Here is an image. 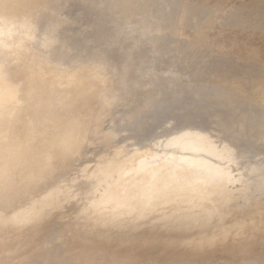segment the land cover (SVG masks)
Returning a JSON list of instances; mask_svg holds the SVG:
<instances>
[{
  "label": "bare ground",
  "instance_id": "obj_1",
  "mask_svg": "<svg viewBox=\"0 0 264 264\" xmlns=\"http://www.w3.org/2000/svg\"><path fill=\"white\" fill-rule=\"evenodd\" d=\"M66 1H68V2H72V6H73V8L74 7H76L75 5L80 1H83V0H66ZM87 2H89V0H86ZM85 0L82 2V4L84 3V2H86ZM93 1H94V4L96 3V1L95 0H90V2L93 4ZM102 0H100V2H101ZM107 1H109V0H106V2ZM113 1V0H112ZM116 1H118V0H116ZM139 0H119L118 2H113V3H111V8L112 9H119L120 11L122 10V12L124 13L125 12V10L126 9H128V10H134L133 12L135 13V10L136 9H134V8H137V6L138 7H141V5L139 6L138 5V2ZM142 1V0H141ZM145 1V0H144ZM154 1V0H153ZM160 1H162V0H160ZM159 1V2H160ZM165 1V0H164ZM164 1H162L163 3H164ZM169 1V0H168ZM174 1V0H173ZM189 0H187L186 2H188ZM230 1H232V0H193V2L189 5V7H188V5H187V8L185 9V10H183V12L181 13V15H182V18H181V23H179V21L177 20V23H178V27H181V28H183V27H187L186 28V30L190 27V26H195L196 24L197 25H199L198 24V22L200 21V19L202 18L203 19V17H205L206 18V16L207 17H209L208 19H212V21H213V18H217V17H215L216 16V11H218L220 8H222V9H224L225 8V6L226 5H228L229 3H230ZM235 1V0H234ZM64 2V1H63ZM87 3V4H89V6H90V4L91 3ZM150 2V1H149ZM151 2H152V0H151ZM157 2V1H156ZM155 2V3H156ZM185 2V1H184ZM184 2L182 1V5L184 4ZM185 2V3H186ZM98 3V2H97ZM102 3V2H101ZM145 3V2H144ZM143 3V4H144ZM167 3V2H166ZM166 3H164L165 4V6H166ZM79 4H81V3H78V7H79ZM86 3H85V6L87 5ZM93 4V5H94ZM140 4V3H139ZM142 4V5H143ZM145 4H148V3H145ZM170 4V3H169ZM173 4V2L170 4V5H172ZM175 4V3H174ZM188 4V3H187ZM241 4V3H240ZM69 5H71V4H69ZM69 5H67V6H69ZM96 5V4H95ZM94 5V6H95ZM98 5H100L99 7H102L103 5H104V3H102V6H101V4L99 3ZM98 5H96V6H98ZM157 5H159V4H157ZM170 5H169V7H170ZM72 6L70 7H68V8H72ZM84 6V5H83ZM88 6V5H87ZM92 6V5H91ZM91 6L89 7V8H91ZM94 6H92V8L91 9H93L94 8ZM105 6V5H104ZM103 6V7H104ZM148 6H150V8H152L151 7V4L149 3L148 4ZM147 6V7H148ZM160 6V8L162 7V6H164V5H159ZM159 6H156V7H159ZM168 6V5H167ZM242 6H244V5H242ZM247 6H249L246 10H245V14L246 15H242L243 17H245L246 18V20H248V22L249 23H251V24H253L254 25V30H253V32H254V34H255V36L258 38V40L259 41H262V42H258V45H257V47H255V48H250V50L249 49H247L246 48V44H247V39H245V37L244 38H242L241 39V41L239 40V39H231V40H226L225 41V43L223 42V45H222V47L221 46H218L217 44H216V41L219 39H217V35L216 36H214L215 37V39H216V41H214V40H210V43H208L209 45L207 46L206 44V49H205V51H203L205 54L207 53V54H210V55H207V56H209L208 57V61H205V59L204 58H202V59H204L203 60V62L201 61V62H198L197 60L195 61L194 60V57H193V60L191 59V57H190V59H188L189 58V56L190 55H192V54H190L189 56H187L188 58H186L187 60H188V63H187V65H185V67H186V70H188V72H190V73H193V76L194 77H204V76H207L208 77V75H216V76H218L219 78H222L223 79V81H226L227 83H225V85H223V86H221V87H219V89H217L216 91H215V93L213 94V96L212 97H210L211 98V100H216V103H211L212 101L211 100H209L208 99V101H211V102H209L208 104H207V102L208 101H205V98H202V103L201 104H195L194 106H199L198 107V109H203V107H206L207 106V110H205V108H204V110L203 111H201V112H199V114H201V115H204V116H206L207 115V117H210L209 119H211V121H214L213 122V124L214 125H212V126H214L215 127V130H217L218 129V131L219 130H225V129H228L229 127H236L235 129L237 130V132L239 133V136H240V138H243L244 140H247V139H245L244 137L246 136H250V137H252V141H253V143L255 144V145H257L258 147H263L264 148V125H262L263 123H264V118H263V120H261V116H263L264 117V113L262 112V114L261 115H259L258 117H256L255 115L253 116L252 114H253V112H256V110H255V108L257 107V108H259V107H261V105L262 104H264V101H263V99H262V97L261 98H259V97H257V96H263L264 97V80L262 79L260 82H259V84H258V87L256 86L257 84H255V86L256 87H254V89L252 90V89H250L251 90V92H250V90L248 89V93H245V92H243V90H242V88L245 86L246 87V85H248L251 81H252V79H253V76H255L257 73V75L255 76V77H258L259 75H260V77H264V75H262V74H264V47H263V49L261 48V45H264V0H253V1H249L248 2V5ZM144 7L145 8H147L146 7V5H144ZM180 7V6H179ZM186 7V6H185ZM105 8V7H104ZM103 8V9H104ZM149 8V7H148ZM244 7H242V8H240L239 9V14L238 15H240V11H241V9H243ZM62 9H63V6H62V4H61V2H60V0H0V165H2V166H4V170L7 172V174L9 175H7V177H8V179L9 180H11L10 179V176L11 175H13V174H15L16 173V171L18 170V172H20V173H25L26 171H29V173H28V175L30 176V174H31V176H30V179L29 180H27V181H24L23 183H22V185H20L17 189H15V190H13L14 192H11V190H10V192L11 193H7L6 191V193H0V244H2V245H0V248L2 249V247L4 246L5 247V244H3L4 243V241L2 240L3 238H4V236H6V235H2V234H4L5 233V231H8V232H11V230L13 229V227H15V226H17V225H24V226H26V224H36V223H40L42 220H44V219H47V218H51L52 216H55V214L58 212V211H60V207H62V208H65V207H63L62 205H63V203L64 202H66V201H69L71 198H73L72 197V194L73 193H71V195H69V193H64V191H63V193H61V190H60V185H58V180L57 179H60V178H57L58 176H59V174H57V175H55V173L54 172H56V168H55V171H52L53 172V175H51V177H46V178H42V176L43 175H45L51 168H53V167H56V166H58V168L59 167H62V166H64L65 167V163H66V161H68V160H66V158L67 157H70V155L71 154H74L75 152H76V150L78 149V145H79V142L83 139V136H87V134L85 135V130H87L88 131V129H86V126H87V124H88V122H89V120L93 117V119H94V115H95V113L96 112H98L97 114H99V113H101L102 112V110L104 109V106H105V108L107 107H111V105L109 106L108 104V106H106V104L105 103H110V102H105L104 103V101H103V99H106L105 97H104V95L103 94H101L103 91H107V90H112L113 92L114 91H116V87L115 88H113L114 87V85L115 84H117L118 82H120V81H118V82H116V80H118L117 78H116V80L115 79H113L115 76L114 75H112V76H114L113 78L111 77V75H108V74H106V75H108V77L110 76V80H107L105 77H104V68L106 67L105 65L106 64H108V63H105V60L104 61H102V60H100V61H98V63H95L96 61H94V62H92V63H88V64H86L87 63V61H88V57H86V58H83V59H87V61H81V62H84L86 65H84L83 63H81V62H79V57H81V56H84L83 54H81L80 52V54H81V56H80V54L79 53H77L76 51H77V49H76V47L74 46V49H76L75 50V52H76V54H79V55H77L78 57H77V60H76V57L75 58H72V60H66L65 59V57H64V55L66 54V52L68 51V52H70V49L72 48V46L75 44H73L72 42H75L76 41V38H79V36H80V34L82 33H80L79 35H78V37H76V38H74V37H71L72 38V40H73V38H74V41H71L70 40V37H69V35H67L68 33V31H69V29L67 30V28L65 29V27L66 26H68V25H66L65 23V21H67V19L70 21V18H68L67 16L66 17H62ZM77 8H75V10H76ZM80 9H83V7H80ZM87 9L88 8H86V11H87ZM90 9V10H91ZM94 9H98V7L97 8H94ZM100 9H102V8H100ZM99 9V10H100ZM159 9V8H158ZM164 9V8H163ZM163 9H162V11H163ZM182 9H184V8H182ZM182 9H180V10H182ZM225 9H227V8H225ZM70 11H72L71 9H69ZM106 10V9H105ZM105 10L102 12V14H101V12L100 11H98V10H93L92 11V13L94 12V11H98V12H100V13H98L100 16L101 15H103L104 16V12H105ZM137 10H139L138 8H137ZM136 10V11H137ZM151 10V9H150ZM150 10H148V11H150ZM169 10V9H168ZM172 10V9H171ZM171 10H170V12H171ZM173 10H176V9H173ZM74 11V10H73ZM78 11V10H77ZM77 11H76V13H77ZM80 11V10H79ZM143 9H142V11L140 12V13H143ZM145 11H147V9L145 10ZM144 11V13H146ZM158 11V10H157ZM224 12H225V10H223ZM249 11V12H248ZM88 12V11H87ZM87 12H86V18L87 17H89V16H87ZM127 13H129L128 11H126ZM125 12V15L127 14ZM152 12V10L150 11V13ZM166 12H167V10H166ZM174 12V11H173ZM177 12V11H176ZM181 12V11H180ZM179 12V13H180ZM75 13V12H74ZM74 13H71V16H73L74 15ZM75 13V14H76ZM85 13V12H84ZM88 13H90V12H88ZM104 13V14H103ZM123 13H121V14H123ZM130 13H131V11H130ZM130 14L131 16L132 15H135V14H139V11H138V13H135V14ZM172 13V12H171ZM78 14H79V12H78ZM117 14V13H116ZM148 14H149V12L146 14L147 16H148ZM170 13H168V15H169ZM67 15V14H66ZM118 15V17H119V14H117ZM117 15H115V16H117ZM141 15H142V17H141ZM141 15H138V17L140 18H142L143 19V15L144 14H141ZM145 15V16H146ZM151 15H152V13L150 14V19H151ZM154 15H156L155 13H154ZM158 15H160V14H158ZM174 15H175V13H174ZM180 15V14H179ZM179 15H177V16H179ZM181 15H180V17H181ZM218 15H220V14H217V16ZM222 15V14H221ZM237 15V14H236ZM69 16V15H68ZM74 16H76V15H74ZM91 16H92V14H91ZM98 15H97V13H96V17H97ZM97 17V18H102V17ZM130 16V17H131ZM137 16V15H136ZM162 16V15H161ZM165 16V15H164ZM242 16H241V18H242ZM77 17H79L78 15H77ZM80 17H82V16H80ZM126 17V16H125ZM127 17H129V15L127 16ZM156 17V16H155ZM230 17V16H229ZM75 18V17H74ZM74 18H72V20L74 21ZM84 18V17H83ZM92 18L93 19H91L93 22H94V17L92 16ZM133 18H135V16L133 17ZM147 18V17H146ZM146 18L145 19H143V20H146ZM154 18V17H153ZM156 18H158V17H156ZM170 18V17H169ZM224 18V17H223ZM241 18H237L236 20L234 19V18H232L231 20H230V22H229V24H230V26L229 25H227V26H229V28H230V30L232 31H236V26H234V23H238L239 21H241ZM76 19V18H75ZM82 21L83 20H85V19H82V18H80ZM79 19V23H82V25H83V22H80L81 20ZM119 19V18H118ZM124 19H126V18H124ZM129 19V18H128ZM132 18H130V20H131ZM137 19L138 18H136V20L135 21H137ZM141 19V20H142ZM147 19H149V18H147ZM172 20H173V18H171ZM174 19H176V18H174ZM240 19V20H239ZM71 20V21H72ZM87 20V19H86ZM168 20V19H167ZM166 20V21H167ZM170 20V19H169ZM214 20H216V19H214ZM218 20H221V19H219L218 18ZM216 21V22H218L219 23V21ZM226 20V19H225ZM72 21V22H73ZM97 21V20H96ZM99 21H100V19H99ZM107 21V20H106ZM118 21V20H117ZM121 21H123L122 19L119 21V22H121ZM124 21H128L127 19L126 20H124ZM133 21V20H132ZM131 21V22H132ZM138 21H140V20H138ZM150 21H154V19L153 20H150ZM156 21V20H155ZM154 21V22H155ZM164 21V20H163ZM163 21H162V23H163ZM203 21V20H202ZM202 21H200V23L202 22ZM204 21H206V20H204ZM203 21V22H204ZM224 21V20H223ZM222 21V22H223ZM103 22V21H102ZM116 22V21H115ZM128 22H130V21H128ZM128 22L126 23V25L128 24ZM134 22V21H133ZM141 22V21H140ZM139 22V23H140ZM159 22V21H158ZM168 22V21H167ZM202 22V23H203ZM68 23H70V22H68ZM86 23V22H85ZM84 23V24H85ZM92 23V22H91ZM97 24H98V21L96 22ZM101 23V22H100ZM100 23L98 24V25H100ZM147 24H148V21L146 22ZM153 23V22H152ZM151 23V24H152ZM176 23V22H175ZM176 23V24H177ZM210 23H212V22H208L207 23V21H206V28L205 29H208L209 27H211V25H210ZM217 23V24H218ZM73 24H74V22H73ZM78 24V23H77ZM87 25H88V22L86 23ZM95 24V23H94ZM104 24V23H103ZM103 24H101V25H103ZM107 24V23H106ZM119 24V23H118ZM131 24V23H130ZM129 24V25H130ZM133 24V23H132ZM131 24V25H132ZM141 24V23H140ZM144 24V23H143ZM143 24H141L142 25V27L141 28H143ZM150 24V23H149ZM176 24L174 25H171L172 26V28L174 29V27H177L176 26ZM179 24H181L180 26H179ZM213 24V26L212 27H214V24L215 23H212ZM81 24H80V26L79 27H83ZM89 25H90V23H89ZM93 23L90 25L91 27H92V29H93ZM98 25L96 26V24H95V26L97 27V28H99L98 27ZM100 25V27H102ZM105 25V24H104ZM121 25L122 26H125L124 25V23H122L121 22ZM130 25V26H131ZM135 24H133V26H134ZM138 25V24H137ZM152 25H154V24H152ZM156 25H159L158 23L156 24ZM155 25V26H156ZM161 25H163V24H161ZM205 25V24H204ZM73 26V25H72ZM76 26V22H75V24H74V27ZM90 26H88V28L90 27ZM107 26V25H106ZM146 26H148V25H146ZM154 26V27H155ZM166 26H169V22H168V25H166ZM183 26V27H182ZM70 27V26H69ZM74 27H72V28H74ZM78 27V25L76 26V28ZM86 27V26H85ZM84 27V28H85ZM90 27V28H91ZM95 27V28H96ZM116 27H118L117 26V24H116ZM119 27H121V26H119ZM170 27V26H169ZM201 26L199 25V28H200ZM71 27H70V32H71V29H72ZM105 28V27H104ZM124 28H126L127 29V27L125 26ZM134 28H137V27H133L132 28V30H133V32H134ZM139 28H140V26H139ZM157 26H156V28H155V32H156V30H157ZM160 28V27H159ZM163 28V27H162ZM167 28V27H166ZM202 28H204V26H202ZM201 28V29H202ZM79 29V28H78ZM82 29V28H81ZM80 29V30H81ZM92 29H90V30H92ZM126 29H123V31L124 30H126ZM129 29H130V27H129ZM128 29V30H129ZM144 29H146V28H144ZM143 29V30H144ZM150 29L152 30V28H151V26H150ZM149 29V30H150ZM177 29V28H176ZM193 29V28H192ZM212 29V32H213V29L214 28H211ZM219 29H221V28H218V30ZM252 29V28H251ZM65 30H67V31H65ZM79 30V31H80ZM83 30V29H82ZM121 30H122V28H121ZM131 30V29H130ZM149 30H146V31H144V32H148ZM161 30H163V29H161ZM161 30H159V31H161ZM169 30H172L171 28L169 29ZM179 30L180 29H177V33L176 34H179ZM182 30V29H181ZM180 30V31H181ZM200 30V29H199ZM216 30H217V25H216ZM225 30V29H224ZM228 30V29H227ZM226 30V31H227ZM76 31V30H75ZM87 31V30H86ZM88 31H89V29H88ZM102 31V30H101ZM105 31V30H104ZM108 31V30H107ZM118 31H120L119 29H118ZM122 31V32H123ZM139 31H142V29H140ZM138 31V32H139ZM183 31L185 32V30L183 29ZM192 31H194V30H192ZM204 31V30H203ZM203 31H198V33H197V30H196V32L195 33H197V36H196V34H195V36L197 37V39H196V41L194 40V35L192 36V38H191V40H194V42H193V44L192 45H196L197 46V43H199V42H201V43H207V39H208V41H209V39L210 38H208L207 36H209L210 37V35H208L209 33H207V35L206 34H202V33H204ZM206 31H208V30H206ZM222 31H223V29H222ZM72 32H74V30L72 29ZM71 32V33H72ZM77 32V31H76ZM92 32V31H91ZM125 32V31H124ZM129 32V31H128ZM132 32V31H131ZM151 32V31H150ZM166 32V31H165ZM175 32H176V30L174 31V33L173 34H175ZM208 32H210V31H208ZM229 32V31H228ZM75 33V32H74ZM95 33V32H94ZM107 33V32H106ZM142 33H143V31H142ZM167 33V32H166ZM218 33H220V30H219V32ZM232 33V32H231ZM236 33V32H235ZM175 34V35H176ZM184 34V33H183ZM182 33H180V35H181V38H183V35ZM194 34V33H193ZM213 34V33H212ZM76 35V34H75ZM85 35H87V34H85ZM107 35H109V34H107ZM131 35V34H130ZM136 35V34H135ZM137 35H138V33H137ZM145 35H147V34H145ZM153 35V34H152ZM163 35H165V34H163ZM172 35V34H171ZM175 35H173L174 37H175ZM186 34H184V36H185ZM188 35H189V33L187 34V37H188ZM192 35V34H191ZM205 35H206V37H205ZM221 35V34H220ZM70 36H73V34H70ZM77 36V35H76ZM90 36V35H89ZM93 36V35H92ZM95 36V35H94ZM112 36V35H111ZM119 36V35H118ZM128 36V35H127ZM132 36V35H131ZM159 36V35H158ZM228 36V35H227ZM234 36V35H233ZM252 36V35H251ZM96 37V36H95ZM110 37V35L107 37V38H109ZM116 37V36H115ZM129 37V36H128ZM149 37H150V34H149ZM179 37V36H178ZM190 37V36H189ZM229 37V36H228ZM227 37V38H228ZM82 38H86L85 36L83 37L82 36ZM81 38V39H82ZM87 38H88V36H87ZM89 38H91V37H89ZM133 38H134V36H133ZM167 38V37H166ZM93 39L94 38H92V41H93ZM115 39V38H114ZM119 39V38H118ZM117 39V40H118ZM136 39V38H135ZM138 39V38H137ZM140 39V38H139ZM173 39V38H172ZM176 39H177V35H176ZM190 39V38H189ZM212 39V38H211ZM91 40V39H90ZM111 39H109V41H110ZM152 40V39H151ZM167 41H168V39H166ZM166 40H164L165 42H166ZM179 40V39H178ZM181 40H184V38L183 39H181ZM190 40V41H191ZM233 40V41H232ZM79 41V43H81L80 42V39L78 40ZM91 41V42H92ZM107 41V40H106ZM108 41V42H109ZM116 41V40H115ZM115 41H113L114 42V44L117 42H115ZM141 41H142V39H141ZM163 41V42H164ZM180 41V40H179ZM185 41H187L188 43H189V41H188V38H186V40ZM83 42V41H82ZM90 42V44H91V46H92V43ZM107 42V44H109L110 42H112V41H110L109 43ZM160 42V41H159ZM169 42V41H168ZM173 42V41H172ZM220 41H218V44H220L219 43ZM77 43V42H76ZM78 43V44H79ZM83 43H85V41L83 42ZM167 43V42H166ZM170 43H171V41H170ZM174 43H175V41H174ZM178 43V42H177ZM177 43H176V45H177ZM89 44V45H90ZM94 44V43H93ZM141 44V43H140ZM144 44V43H143ZM142 44V45H143ZM152 44V43H151ZM154 44V43H153ZM171 44H173V43H171ZM181 44V43H180ZM217 46H216V45ZM228 44L230 45L229 46V48H228ZM75 45H77V44H75ZM82 45V44H81ZM95 45V44H94ZM141 45V46H142ZM165 45V44H164ZM163 45V46H164ZM169 45V44H168ZM185 45H186V42H185ZM191 45V44H190ZM200 45H202V44H200ZM78 46V45H77ZM80 46V45H79ZM85 46V45H84ZM83 46V47H84ZM87 46H88V44L85 46L86 48H85V50L87 49ZM109 46H111V45H109ZM113 46V45H112ZM119 46V45H118ZM144 46V45H143ZM148 46V45H147ZM150 46H152V45H150ZM150 46H148V47H150ZM171 46V45H170ZM189 46V45H188ZM199 46V45H198ZM81 48H82V46H80ZM121 46H119L118 48H120ZM168 47V46H167ZM174 47V46H173ZM176 47H178V46H176ZM179 47H181V46H179ZM178 47V48H179ZM190 47V46H189ZM189 47H187V48H189ZM191 47H193V46H191ZM190 47V48H191ZM226 47V48H225ZM90 48L91 47H89V49H88V52H91L90 51ZM114 48V47H113ZM146 48V47H145ZM155 48V47H154ZM196 48H198V47H196ZM83 49V48H82ZM82 49H80L81 50V52H83L82 51ZM110 49V48H109ZM115 49H117L116 47H115ZM114 49V50H115ZM153 49V48H152ZM170 49H172V48H170ZM183 49V48H182ZM194 49V48H193ZM227 49V50H226ZM73 50V49H72ZM84 50V51H85ZM93 50V49H92ZM95 50V49H94ZM97 50V49H96ZM95 50V52H97ZM118 50H120V49H118ZM147 50V49H146ZM149 50H151V47H150V49ZM158 50V49H157ZM160 50V49H159ZM159 50L157 51V52H159ZM163 50V49H162ZM165 50H167V49H165ZM164 50V51H165ZM175 50V49H174ZM202 50V49H201ZM74 51V50H73ZM116 51V50H115ZM153 51V50H152ZM163 51V52H164ZM188 51V50H187ZM186 51V52H187ZM190 51H192V50H190ZM197 51H200V50H197ZM94 51H92V53H93ZM121 51H119V53H120ZM145 52V51H144ZM150 52V51H149ZM162 52V51H161ZM162 52V53H163ZM180 52V51H179ZM92 53H90V54H92ZM98 53V52H97ZM146 53V52H145ZM147 53H148V50H147ZM146 53V54H147ZM167 53H169L168 51H167ZM195 53V52H194ZM70 54H71V52H70ZM72 54H74V52L72 53ZM94 54H96V53H94ZM151 54V53H150ZM164 54V53H163ZM178 54H180V53H178ZM201 54V53H200ZM205 54H204V56H205ZM115 55V54H114ZM118 55V54H117ZM120 55V54H119ZM118 55V56H119ZM149 55V54H148ZM147 55V56H148ZM156 55H157V53H156ZM160 55H162V54H159V57H160ZM167 55V54H166ZM196 55V53L194 54V56ZM66 56H71V55H69V54H66ZM90 56V55H89ZM92 56H94V55H92ZM107 56V55H106ZM109 56V55H108ZM117 56V57H118ZM120 56H122V54L120 55ZM178 56V55H177ZM186 56V55H185ZM199 56V55H198ZM94 57H97V56H94ZM100 57V56H99ZM115 57V56H114ZM122 57H124V55L122 56ZM144 57H145V55H144ZM184 57V56H183ZM201 57V56H200ZM67 58H69V57H67ZM71 58V57H70ZM116 58V57H115ZM121 58V57H120ZM120 58L118 59V61L120 60ZM125 58V57H124ZM150 58V57H149ZM75 59V60H74ZM96 58H92L91 57V59L90 60H95ZM102 59H103V57H102ZM151 59H152V57H151ZM154 59H155V57H154ZM161 59V60H160ZM179 59V58H178ZM201 59V60H202ZM229 59H231L232 61L231 62H229ZM89 60V61H90ZM113 60V59H112ZM112 60H111V62H112ZM122 60V64H124L123 63V59H121ZM120 60V61H121ZM126 60V59H125ZM153 60V59H152ZM151 60V61H152ZM159 60L162 62L163 61V58H162V56H161V58H159ZM171 60L173 61V59L171 58ZM88 61V62H89ZM110 61V60H109ZM116 61V60H115ZM127 61V60H126ZM178 61V60H177ZM181 61V60H180ZM183 61V60H182ZM91 62V61H90ZM108 62V61H107ZM125 62V61H124ZM166 62V61H165ZM169 62V61H168ZM168 62H166V63H168ZM184 62V61H183ZM110 63V62H109ZM114 63V62H113ZM117 63V62H116ZM126 63V62H125ZM151 63V62H150ZM176 63V62H175ZM178 63V62H177ZM185 63V64H186ZM110 64H112V63H110ZM109 64V65H110ZM127 64V63H126ZM158 64L159 65H163V64H161V63H159L158 62ZM109 65H107V67L109 66ZM117 65V64H116ZM116 65H115V67H116ZM121 65V64H120ZM138 65V64H137ZM176 65V64H175ZM182 65V64H181ZM122 66V65H121ZM123 66H125V65H123ZM142 66V65H141ZM158 66V65H157ZM165 66V65H164ZM111 67H112V65H111ZM131 67H133V66H130V68ZM134 67H137V66H134ZM163 67V66H162ZM175 67V66H174ZM113 68V67H112ZM118 68V67H117ZM121 68V67H120ZM129 68V67H128ZM142 68V67H141ZM140 68V69H141ZM156 68H160V67H156ZM168 68H169V66H168ZM171 68V67H170ZM178 68V67H177ZM123 69V70H122ZM125 68L123 67V68H121V70L122 71H124V72H126L125 70H124ZM126 69H127V67H126ZM179 69V68H178ZM182 69V68H181ZM105 70H107V69H105ZM109 70V69H108ZM113 71H114V68L112 69ZM111 70V71H112ZM117 70V69H116ZM115 70V71H116ZM127 70H129V69H127ZM184 70V69H183ZM193 70H194V72H193ZM112 71V72H113ZM114 71V72H115ZM122 71H120V72H122ZM162 71H165V69L163 70L162 69ZM169 72H170V69L168 70ZM175 71V70H174ZM258 71V72H257ZM118 72V71H117ZM119 72V73H120ZM124 72H123V74H124ZM145 72V71H144ZM260 72H262V74H260ZM109 73V72H108ZM116 73V72H115ZM119 73H118V75H119ZM140 73H141V71H140ZM164 73V72H163ZM126 74V73H125ZM144 74V73H143ZM178 74V73H177ZM186 74V73H185ZM117 75V77H119ZM122 75V74H121ZM147 75V74H146ZM166 75H167V73H166ZM183 74H181V76H182ZM230 75L231 76H233V77H231V80H229L228 78L230 77ZM127 76H128V74H127ZM141 76H142V73H141ZM145 76V75H144ZM151 76V75H150ZM169 76H170V74H169ZM185 76V75H184ZM188 76V75H187ZM215 76V77H216ZM107 77V76H106ZM107 77V78H108ZM121 77V76H120ZM119 77V78H120ZM124 77H126V75L124 76ZM129 77V76H128ZM189 77V76H188ZM187 77V78H188ZM115 81H113L115 84L114 85H112L111 86V83L109 82V81H112V79ZM123 78V77H122ZM148 78V77H147ZM180 78V77H179ZM182 78V77H181ZM191 78H193L192 76H191ZM205 78V77H204ZM124 79V78H123ZM123 79L121 80V81H123ZM150 79H152V78H150ZM201 79V78H200ZM210 79V78H209ZM215 79H217V78H215ZM214 79V80H215ZM255 79V78H254ZM258 79V78H257ZM126 80V79H125ZM124 80V81H125ZM128 81H129V79H127ZM131 80V79H130ZM147 80H149V79H147ZM156 80H157V78H156ZM196 80H197V78H196ZM208 79L206 78V81H207ZM212 80V79H211ZM256 80V79H255ZM133 80H131L130 82H132ZM155 81V80H154ZM158 81V80H157ZM187 81V80H186ZM203 81H204V79H203ZM203 81H201V82H203ZM210 81V80H209ZM222 81V80H221ZM220 81V82H221ZM254 81V80H253ZM113 82H112V84H113ZM127 82V81H126ZM125 82V83H126ZM189 82V81H188ZM193 82V81H192ZM192 82H191V84H192ZM213 82V81H212ZM211 82V83H212ZM124 83V82H123ZM135 83V82H134ZM133 83V84H134ZM147 83H149V82H147ZM147 83H145V85L147 84ZM161 83V82H160ZM195 83V82H194ZM198 83V82H197ZM206 83V82H205ZM205 83H203L204 85H205ZM253 83H255V82H253ZM131 84V83H130ZM132 84V85H133ZM142 84V83H141ZM150 84V83H149ZM149 84H147L148 86H149ZM220 84V83H219ZM251 84H252V82H251ZM120 85H122L121 84V82H120ZM123 85H125V84H123ZM127 85V84H126ZM140 85V84H139ZM151 85V84H150ZM189 85V87H190V84H188ZM213 85V84H212ZM253 85V84H252ZM117 87L119 86L118 84L116 85ZM131 86V85H130ZM135 86V85H134ZM134 86H133V88H134ZM162 86H163V84H162ZM192 86V85H191ZM208 86V85H207ZM250 86V85H249ZM254 86V85H253ZM253 86L251 87V88H253ZM125 87V86H124ZM128 87V86H127ZM139 87V86H138ZM145 87H147V86H145ZM145 87H143L142 86V88H145ZM153 87V86H152ZM185 87V86H184ZM194 87H196V86H194ZM200 87H202V86H200ZM210 87V86H209ZM217 87V86H216ZM118 88H120V87H118ZM117 88V89H118ZM136 88V87H135ZM139 88H141V87H139ZM141 88V89H142ZM161 88V87H160ZM183 88V87H182ZM188 88V87H187ZM197 88V87H196ZM248 88V87H247ZM115 89V90H114ZM150 88H148V90H149ZM189 89V88H188ZM120 90V89H119ZM123 90V89H122ZM122 90H120L121 92H122ZM126 90H127V88H126ZM134 90H136V89H134ZM134 90H132L131 91V89H130V91L131 92H133ZM154 90V89H153ZM156 90V89H155ZM244 90H245V88H244ZM145 91V90H144ZM206 91H208V90H206ZM247 91V90H246ZM127 92V91H126ZM146 92V91H145ZM115 93V92H114ZM125 92H123V94H124ZM136 94H140V92H138V88H137V92H135ZM144 93V92H143ZM151 93H153V92H151ZM200 93H202V94H198V93H193V94H196V96H198V95H201L202 97H207L206 95L207 94H209V92H200ZM118 94H120V93H118ZM123 94H122V97L124 98V96H123ZM131 94V93H130ZM130 94H127V95H130ZM133 94V93H132ZM139 94H138V96H139ZM141 94H142V92H141ZM141 94H140V99H141ZM147 94H149L148 92H147ZM147 94H142V95H147ZM176 95H178V96H176L177 98H178V101L177 102H179V100H182V99H180L181 98V96H179L180 95V93H175ZM188 94H190V93H188ZM101 95H103V98L101 97ZM117 95V94H116ZM127 95L125 96V99H126V97H127ZM154 95V94H153ZM107 96V95H106ZM112 96V95H111ZM118 96H120L121 97V94L120 95H118ZM117 96V97H118ZM132 96V95H131ZM138 96H136V97H138ZM150 96V95H149ZM148 95H147V97H149ZM108 97V96H107ZM110 97V96H109ZM116 97V98H117ZM120 97H118V103L117 104H119L123 99L122 98H120ZM128 97H130V96H128ZM133 97V96H132ZM131 97V98H132ZM142 97H144V96H142ZM146 97V96H145ZM144 97V98H145ZM151 97H152V95H151ZM171 97H174L173 95L171 96ZM193 97H195V96H193ZM112 98V97H111ZM111 98H110V100H111ZM120 98V99H119ZM150 98V97H149ZM159 98H161V97H159L158 96V99ZM109 99V98H108ZM122 99V100H121ZM124 99V100H125ZM153 99V98H152ZM116 100V101H117ZM121 100V101H120ZM128 100H130L129 98H128ZM170 100H173L172 98L170 99ZM170 100H169V102H170ZM107 101V100H106ZM116 101H115V103H116ZM133 101V100H132ZM131 101V102H132ZM135 101H136V99H135ZM112 103H113V101H111ZM150 102V101H149ZM152 102V101H151ZM182 102V101H181ZM184 102V101H183ZM194 101H192L191 102V104L193 103ZM215 102V101H214ZM111 103V104H112ZM114 103V104H115ZM126 103V102H125ZM171 103H172V101H171ZM176 103V102H175ZM175 103H173V104H175ZM185 103V102H184ZM189 103V102H188ZM211 103V104H210ZM114 104H112V106L114 105ZM116 104V105H117ZM120 104H123V103H120ZM129 104H131V103H129ZM183 104V103H182ZM182 104H181V106H182ZM186 104V103H185ZM190 104V103H189ZM239 104H242L243 105V108H240L238 105ZM123 105H125V104H123ZM127 105V104H126ZM125 105V106H126ZM152 104H150V106H151ZM177 105H179V103L177 104ZM128 106V105H127ZM159 106V105H158ZM180 106V109L179 110H177V111H179L180 112V110H181V107ZM183 106H184V104H183ZM152 107V106H151ZM167 107V106H166ZM169 107H172V104H171V106H169ZM185 107H188L189 108V110H192L194 113L196 112V114H197V110L196 109H194L193 108V106H185ZM113 108H115V105H114V107H111V109H113ZM119 108V107H118ZM123 108V107H122ZM125 108V107H124ZM123 108V109H124ZM153 108V107H152ZM177 108H179L178 106H177ZM109 109V108H108ZM117 109V108H116ZM116 109L114 110V111H116ZM123 109H121V107H120V110H118V111H121V110H123ZM151 109V108H150ZM176 109V108H175ZM186 109V108H185ZM194 109V110H193ZM152 110V109H151ZM158 110V109H157ZM168 110H169V108H168ZM166 111V112H169V111ZM107 111V110H106ZM113 111V112H114ZM117 111V112H118ZM124 111V110H123ZM134 111V110H133ZM155 111V110H154ZM162 111V110H161ZM161 111H159V112H161ZM170 111H171V108H170ZM175 111V110H174ZM185 111V110H184ZM112 112V113H113ZM117 112H115V114L117 113ZM156 112H158V111H156ZM176 112V111H175ZM106 113V112H105ZM152 113V112H151ZM155 113V112H154ZM163 113H165L164 111H163ZM192 113V112H191ZM110 115H111V112L109 113ZM167 114V113H166ZM193 114V113H192ZM109 115V116H110ZM155 115H156V113L153 115L154 117H155ZM160 115V114H159ZM165 115V114H164ZM174 115V114H173ZM175 115H176V113H175ZM183 115H184V117H183ZM108 116V117H109ZM150 116H152V115H150ZM179 117L181 116V118H183V119H185V120H187V121H190L191 123H193V121H194V119H195V117H193V115H190V116H186V114L184 113H182V114H180V115H178ZM186 116V117H185ZM161 118H163L162 116H160ZM176 117V116H175ZM179 117H177V118H179ZM214 117H217V120H215L214 119ZM260 117V118H259ZM95 118H97V116L95 117ZM98 118H100V117H98ZM107 118V117H106ZM112 118H113V115H112ZM158 118H159V116H158ZM158 118H157V120H158ZM161 118L159 119V120H161ZM164 118H165V116H164ZM163 118V119H164ZM168 118V117H167ZM172 118V117H171ZM176 118V119H177ZM201 118H203V117H201ZM101 119V118H100ZM105 119V118H104ZM103 119V120H104ZM108 120L110 119V118H107ZM116 119V118H115ZM114 119V120H115ZM151 119V118H150ZM162 119V120H163ZM176 119H175V121H176ZM180 119V118H179ZM179 119H177V121L179 120ZM98 119H95V121H97ZM156 120V119H155ZM157 120L156 121H154L153 122V125H154V123L155 122H157ZM158 120V121H159ZM173 120V119H172ZM93 121V120H92ZM105 121H107V120H105ZM110 121H112V120H110ZM180 121V120H179ZM201 121V120H200ZM100 122V121H99ZM102 122H104V121H102ZM115 122V121H114ZM171 122V121H170ZM190 122H188V123H190ZM96 123V122H95ZM95 123L93 124V125H95ZM105 123V122H104ZM103 123V124H104ZM109 123V122H108ZM168 123V122H167ZM166 123V124H167ZM171 123H174V122H171ZM176 123H178V122H176ZM211 123V122H210ZM97 124V123H96ZM107 124V123H106ZM164 124V123H163ZM92 125V124H91ZM101 125V124H100ZM153 125H152V127H153ZM156 125V124H155ZM154 125V126H155ZM165 125V124H164ZM167 125H169V124H167ZM171 125V124H170ZM176 125V124H175ZM175 125H171V126H175ZM184 125H189V124H184ZM89 126V125H88ZM99 126V125H98ZM109 126V125H108ZM132 126H134V125H132ZM150 126V125H149ZM194 126V125H193ZM90 127V126H89ZM95 127H96V125H95ZM105 127V126H104ZM107 127V126H106ZM116 127V126H115ZM151 126H150V128L154 131V129L152 128ZM179 127V126H178ZM214 127H211L212 129L214 128ZM92 128H94L93 126H92ZM92 128H90V129H92ZM99 128V127H98ZM134 128V127H133ZM168 128V127H167ZM103 128H101V130H102ZM108 129H109V127H108ZM117 129H119V128H117ZM160 129V128H159ZM179 129V128H178ZM184 129H185V127H184ZM234 129V128H233ZM234 129V130H235ZM95 130V129H94ZM96 130H97V127H96ZM104 130V129H103ZM105 130H106V128H105ZM104 130V131H105ZM110 130V129H109ZM138 131H140V129H137ZM137 130L135 131V132H137ZM145 130V129H144ZM165 130V129H164ZM171 130V129H170ZM174 130V129H173ZM173 130H171V131H173ZM177 130V129H176ZM231 130V129H230ZM89 131H91V130H89ZM120 131H121V129H120ZM159 131V130H158ZM169 131V130H168ZM98 132V131H97ZM106 132H108V131H106ZM141 132V131H140ZM152 132V131H151ZM157 132V131H156ZM164 132V131H163ZM170 132V131H169ZM181 132V131H180ZM91 133H93L92 135L93 136H91V137H95L94 136V134L96 135V133H95V131L93 132H91ZM100 133V132H99ZM98 133V134H99ZM103 133V132H102ZM110 133V132H109ZM148 133V132H147ZM192 133V132H191ZM215 133V132H214ZM229 133H231V132H229ZM90 134V133H89ZM88 134V135H89ZM145 134V133H144ZM143 134V135H144ZM157 134V133H156ZM179 134V133H178ZM183 134V133H182ZM217 134H218V132H217ZM106 135V134H105ZM114 135V134H113ZM132 135H133V132H132ZM140 135V134H139ZM142 135V134H141ZM152 135H154V134H152ZM220 136H221V133L219 134ZM219 135H217V136H219ZM99 136V135H98ZM103 137H101L102 138V140L104 141L105 140V137H107V135L106 136H104V135H102ZM119 136V135H118ZM173 136H175V135H173ZM176 136H177V134H176ZM179 136H181L180 134H179ZM187 136V135H186ZM189 136H190V134H189ZM206 136V135H205ZM219 136V137H220ZM96 137H97V135H96ZM120 137V136H119ZM125 137V136H124ZM127 137V136H126ZM147 137V136H146ZM145 137V138H146ZM161 137V136H160ZM166 137V136H165ZM167 137H168V135H167ZM166 137V138H167ZM182 137V136H181ZM184 137V136H183ZM238 137V136H237ZM249 137V138H250ZM87 138H89V137H87ZM99 138V137H98ZM98 138L96 139V138H94L93 140H98ZM114 138V137H113ZM113 138H109L108 137V139H113ZM118 138V137H117ZM123 138V137H122ZM154 138V137H153ZM171 138V137H170ZM202 138V137H201ZM205 138V137H204ZM225 138V137H224ZM100 139V138H99ZM107 139V138H106ZM107 139V140H108ZM125 139V138H124ZM130 139V138H129ZM142 139V138H141ZM150 139H151V137H150ZM155 139V138H154ZM207 139V138H206ZM218 139V138H217ZM226 139V138H225ZM229 139V138H228ZM88 140V139H87ZM86 140V141H87ZM116 139H114V141H115ZM149 140V139H148ZM152 140V139H151ZM169 140V139H168ZM242 140V139H241ZM240 140V141H241ZM84 141V140H83ZM85 141V142H86ZM90 141V140H89ZM100 141V140H99ZM108 141H110V140H108ZM111 142L110 144H111V146H113V144L112 143H114V146H115V142ZM120 141V140H119ZM141 141V140H140ZM145 141H147V140H145ZM190 141H193L195 144L196 143H199V145L200 146H202L201 144H203V140L202 139H199V138H197V137H194L192 140H190ZM205 141H207V140H204V142ZM230 141V140H229ZM236 141V140H235ZM243 141V140H242ZM91 142V141H90ZM96 142V141H95ZM94 142V143H95ZM98 142V141H97ZM121 142V141H120ZM124 142H126L125 140L122 142V143H124ZM142 142V141H141ZM148 142V141H147ZM153 142V141H152ZM164 142H165V139H164ZM218 142V141H217ZM244 142V141H243ZM246 142V141H245ZM81 143V142H80ZM87 143V142H86ZM85 143V144H86ZM99 143V142H98ZM97 143V144H98ZM103 143H106L105 141L103 142ZM109 143V142H108ZM118 143V142H117ZM122 143H118V144H120L121 146H122ZM146 142H144V144H145ZM207 143V145H208V141L206 142ZM205 143V144H206ZM231 143H233V142H230V146H231ZM85 144H83V145H85ZM117 144V145H118ZM128 144H130V142L128 143ZM135 144V143H134ZM137 144V143H136ZM143 143H142V145H144ZM162 144H163V142H162ZM219 144V143H218ZM217 144V145H218ZM227 144V143H226ZM238 144H240V143H238ZM238 144H235V145H238ZM246 144V143H245ZM90 145H92V144H90ZM94 145V144H93ZM95 145H96V143H95ZM94 145V146H95ZM99 145V148L98 149H96V150H94V152L96 153V151L97 150H100V151H98V152H101L102 150V153L104 152V149H105V144L103 145V146H101V147H104V149H102L101 147H100V143L98 144ZM108 145V144H107ZM117 145L114 147V149L117 147ZM149 145H151V144H149ZM197 145V144H196ZM210 145H211V143H210ZM217 145H216V147H217ZM234 145V146H235ZM243 145V144H242ZM86 147H87V145H85ZM111 146L109 145V147H108V149H110L111 148ZM128 146V145H127ZM145 146V145H144ZM164 146V145H163ZM165 146H166V144H165ZM219 146V145H218ZM233 146V145H232ZM239 146H241V145H239ZM119 147V146H118ZM134 147H135V145H134ZM136 147H138V146H136ZM203 147H205L206 148V146H204L203 145ZM213 147V146H212ZM215 147V146H214ZM220 147V146H219ZM227 147H229V145L227 146ZM235 147H237V146H235ZM83 148H85V147H83ZM82 148V149H83ZM94 148V147H93ZM96 148V147H95ZM102 150H101V149ZM106 148H107V146H106ZM124 149V151L126 152L127 150H126V148L125 147H123ZM128 148V147H127ZM146 148V147H145ZM166 148V147H165ZM116 149H118V148H116ZM151 149V148H150ZM161 149H162V146H161ZM207 149V148H206ZM214 149H216V148H214ZM218 149V148H217ZM216 149V150H217ZM86 150V149H85ZM89 150V149H88ZM92 150V149H91ZM107 150V149H106ZM111 151H112V149H110ZM134 150H135V148H134ZM133 150V151H134ZM147 150V149H146ZM149 150V149H148ZM239 150V149H238ZM237 150V151H238ZM244 150V149H243ZM93 151V150H92ZM92 151H91V153H92ZM109 151V150H108ZM150 151V150H149ZM261 151V150H260ZM80 152H81V154L83 153L82 151H81V149H80ZM86 152V151H85ZM84 152V153H85ZM107 152V151H106ZM147 152V151H146ZM146 152H145V154H146ZM155 152H157V151H155ZM154 152V153H155ZM162 152V151H161ZM170 152V151H169ZM213 153H215L214 152V150L212 151ZM243 152V151H242ZM245 152V151H244ZM243 152V153H244ZM263 152V151H262ZM84 153L82 154L83 156H84ZM87 153V152H86ZM90 153V154H91ZM105 153V152H104ZM111 153H113V151L111 152ZM154 153H152L155 157H156V153L154 154ZM163 153V152H162ZM162 153H161V157H162ZM207 153H208V151H207ZM237 153V152H236ZM80 154V155H81ZM88 154V153H87ZM87 154H85V155H87ZM98 154H100V153H98ZM109 154V156H110V152L108 153ZM121 154V153H120ZM127 154V152L125 153V156H127L126 155ZM137 154V153H136ZM148 154V153H147ZM159 154V153H158ZM165 154V153H164ZM169 154V153H168ZM262 154V153H261ZM75 155V154H74ZM78 155V154H77ZM79 155V156H80ZM81 155V156H82ZM97 155V154H96ZM106 155V154H105ZM167 155V154H166ZM177 155V154H176ZM236 155L237 154H233V155H231V157H230V161H233V164L235 165H237V163H240V158L239 157H236ZM264 155V154H263ZM78 156V157H79ZM80 156V157H81ZM92 156H94V154L92 155ZM108 156V155H107ZM124 155H122V157H123ZM124 156V157H125ZM154 156H152V157H154ZM159 156H160V154H159ZM163 156H165V155H163ZM244 156H246V154L244 155ZM253 156V155H252ZM77 157V158H78ZM85 157V156H84ZM88 158L87 159H89L90 157H91V155L89 156V154H88V156H87ZM99 157V156H98ZM120 157V156H119ZM128 157V156H127ZM132 157V156H131ZM250 157H251V155H250ZM259 157V156H258ZM71 158H72V156H71ZM81 158H83V157H81ZM81 158L79 159V161L77 160V162H78V165L77 166H80V168H81V165H79L80 163L79 162H82V164H84V163H88V160L86 161V158H84L83 160H85L86 162H84V161H80L81 160ZM103 158V157H102ZM126 158V157H125ZM130 158V157H129ZM139 158H141L140 156H139ZM165 158V157H164ZM256 158V157H255ZM254 158V159H255ZM264 158V157H263ZM68 159V158H67ZM93 159V158H92ZM109 159V158H108ZM107 159V157H106V161H109ZM120 159V158H119ZM137 159V158H136ZM146 159V158H145ZM148 159V158H147ZM162 159H163V157H162ZM245 159H247V158H245ZM244 159V157H243V160H245ZM252 159H253V157H252ZM90 160V159H89ZM132 160V159H131ZM130 160V162H132ZM139 160V159H138ZM143 160H144V157H143ZM160 160H161V158H160ZM177 160V159H176ZM251 159H249V160H247V163H248V161H250ZM258 160V159H257ZM69 161H70V159H69ZM91 161V160H90ZM93 161V160H92ZM111 161H113V159H111ZM115 161V160H114ZM141 161H142V158H141ZM256 161V160H255ZM73 162H76L75 160H73ZM73 162H72V164H73ZM84 162V163H83ZM134 162H136L135 160L133 161V163ZM243 162V161H242ZM241 162V163H242ZM68 164V166L70 167L71 166V162H70V165H69V162H67ZM93 163H95V160L93 161ZM137 163V162H136ZM244 163V162H243ZM247 163H244L245 165L247 164ZM250 163H251V161H250ZM252 163H254V160H252ZM256 163V162H255ZM254 163V164H255ZM257 163H258V161H257ZM256 163V164H257ZM261 163V162H260ZM89 164V163H88ZM92 164V163H91ZM98 164V163H97ZM101 164V163H100ZM230 164V163H229ZM243 164V165H244ZM249 164V163H248ZM247 164V167L246 168H248V166L250 167V166H255L254 164H250V165H248ZM66 165V166H67ZM87 165V164H86ZM134 165V164H133ZM242 165V166H243ZM244 165V166H245ZM258 165H259V167H260V164L258 163ZM73 166L75 167L76 165H74L73 164ZM76 166V167H77ZM88 166H90V165H88ZM123 167H125V165L123 164L122 165ZM229 166V165H228ZM72 167V166H71ZM70 167V170L71 169H74L73 167L71 168ZM75 167V168H76ZM83 167V166H82ZM112 169H111V168ZM110 167H107V169L108 170H113L114 168H115V165L114 166H110ZM240 167V166H239ZM257 168L256 169V167L254 168V170H256V171H261V169L260 168ZM78 168V167H77ZM76 168V169H77ZM84 168V167H83ZM88 168H90V167H88ZM87 168V169H88ZM3 169V168H2ZM62 169H63V167H62ZM264 169V168H263ZM58 170V169H57ZM65 170H68V168L66 167V169L64 168L63 169V172L65 171ZM89 170V169H88ZM99 169H97V171H98ZM249 170V169H248ZM248 170H247V172H248ZM59 171H60V169H59ZM62 171V170H61ZM72 171V170H71ZM79 171V170H78ZM82 171V170H81ZM105 171H106V169H105ZM232 171V170H231ZM245 171V170H244ZM252 171V170H251ZM250 171V172H251ZM262 171H264V170H262ZM2 172V171H1ZM67 172V171H66ZM66 172H65V174L64 175H66ZM69 172L70 171H68V175H69ZM73 172L75 173V174H77V172H75L74 170H73ZM91 172V171H90ZM90 172H88L89 174H90ZM234 172V171H233ZM238 172V171H237ZM236 172V173H237ZM246 172V173H247ZM254 172V171H253ZM59 173H61V172H59ZM79 173V172H78ZM87 173V172H86ZM238 173H240V172H238ZM245 173V174H246ZM63 173H61L60 174V176L59 177H61V175H62ZM71 174V173H70ZM73 174V173H72ZM88 174V175H89ZM91 174H93V173H91ZM245 174H243V175H245ZM25 175V174H24ZM50 175V174H49ZM57 176V177H55V176ZM64 175H62L63 177H64ZM87 175V174H86ZM88 175H87V177L86 176H84V177H86V178H88ZM94 175V174H93ZM92 175V176H93ZM26 176H27V174H26ZM25 176V177H26ZM67 176V175H66ZM71 176V175H70ZM76 176V175H75ZM92 176H91V178H92ZM247 176V175H246ZM261 174L259 173V175L257 176V177H255L254 178V181L251 179V177L250 178H248V179H246L245 181H247V180H249V179H251V183H250V188H251V191H252V188H258L259 189V191H260V184L261 183H259V182H261L260 181V178H262L263 176H261ZM13 177V176H12ZM21 177H22V174H21ZM62 177V178H63ZM79 177V176H78ZM224 177V176H223ZM260 177V178H259ZM15 178H17V177H15ZM23 178V177H22ZM61 178V179H62ZM71 178V177H70ZM76 178V177H75ZM80 178V177H79ZM78 178V179H79ZM93 178H94V176H93ZM113 178V177H112ZM140 178V177H139ZM143 178V177H142ZM64 179H65V177H64ZM66 179H68V178H66ZM77 179V180H78ZM83 179V178H82ZM233 179V178H232ZM18 181H16V182H19V179H17ZM21 180V179H20ZM85 180V179H84ZM88 180V179H87ZM113 180V179H112ZM111 180V181H112ZM59 181H61V180H59ZM92 181L94 182V184H95V181L92 179ZM140 181H141V179H140ZM64 182V181H63ZM62 182V183H63ZM68 182V181H67ZM76 182V181H75ZM78 182H80L79 180H78ZM121 182V181H120ZM119 182V183H120ZM248 182V181H247ZM10 183H12V181H10ZM9 183V184H10ZM13 183H15L14 181H13ZM84 183V182H83ZM3 184V183H2ZM6 184V183H5ZM8 184V183H7ZM19 184V183H18ZM74 184V183H73ZM78 184V183H77ZM76 184V185H77ZM114 184V183H113ZM112 184V186H114ZM137 184V183H136ZM225 184V183H224ZM13 185V184H12ZM54 185H58V186H54ZM64 185H67V187H69L68 185L69 184H64ZM76 185H73L74 187L76 186ZM78 185H82L81 184V182H80V184H78ZM77 185V187L79 188V186ZM110 185V184H109ZM109 185H107V187L109 186ZM219 185V184H218ZM229 185H230V182H229ZM3 186V185H2ZM53 186V187H52ZM111 186V185H110ZM214 186V185H213ZM226 186H228V185H226ZM1 187V186H0ZM6 188L8 187V186H5ZM11 187V186H10ZM49 187H51V189L49 190L50 192H46V190L49 188ZM66 187V188H67ZM73 187V188H74ZM83 187H84V184H83ZM2 188V187H1ZM245 188V187H244ZM56 189V190H55ZM80 189H83V188H81L80 187ZM108 189H109V187H108ZM226 189V188H225ZM231 189V188H230ZM1 190V189H0ZM4 190H6L5 188H4ZM70 190V189H69ZM85 190H86V188H85ZM85 190H83V191H85ZM227 190H229V189H227ZM232 190V189H231ZM82 191V190H81ZM257 191V190H256ZM262 191V190H261ZM44 192H46V193H44ZM207 192H208V190H206L205 188H201L200 190H199V193H190V195L189 194H187V198H190V202H191V204H193L194 205V208L195 209H202L203 210V208H202V205H204L206 202H208V200H207ZM253 192H254V190H253ZM257 193V192H256ZM88 194V193H87ZM85 195H86V193H85ZM94 195V194H93ZM116 195H117V193H109V196H108V198L106 199V202L108 203V204H113V203H115V201H117L119 198H117L116 197ZM92 196V195H91ZM255 196V195H254ZM257 196H259L258 195V193H257ZM262 197H264V195L262 196ZM82 198V197H81ZM96 198H97V196H96ZM258 198V197H257ZM261 198V197H260ZM259 198V199H260ZM78 199V198H77ZM76 199V200H77ZM80 199V198H79ZM89 198H87V200H88ZM93 199V198H92ZM105 198L104 197H102V198H100V199H98V200H96V202L95 203H102V201L104 200ZM164 199H166L165 197H164ZM232 199V198H231ZM263 199V201H264V198H262ZM75 200V201H76ZM90 200V199H89ZM201 201V205L199 206V205H197L199 202ZM260 201V200H259ZM259 201H257V202H259ZM262 201V200H261ZM9 203V207L8 206H4V204L3 203ZM74 201H72L71 203L74 205V203H73ZM90 202V201H89ZM180 200L178 201V202H176L175 204H172V205H169V207L168 208H170V210H171V213H170V215H169V218L170 217H172L173 215H174V208L175 207H178L179 205H180ZM70 203V204H71ZM166 204V203H165ZM164 204V205H165ZM182 204V203H181ZM252 204H254V203H252ZM251 204V205H252ZM6 205V204H5ZM69 205V204H68ZM75 205H76V203H75ZM221 204H219V205H215L214 207V209H213V212H214V214H219V216H222L223 217V213H222V211L220 210V206ZM233 205V204H232ZM4 206V207H3ZM5 207H8L7 209H5ZM71 207H72V205H71ZM74 208V212L76 211L75 210V208L77 209V207H75V206H73ZM79 208V207H78ZM246 208V207H245ZM263 208H264V206H263ZM158 209H159V207H158ZM157 209V210H158ZM174 209V210H173ZM234 209V208H233ZM64 210V209H63ZM71 210H72V208H71ZM70 211V209L68 210V212ZM162 211V210H161ZM237 211V210H236ZM242 211V210H241ZM71 212V211H70ZM211 212V211H210ZM262 212H264V209H259V207H258V205L255 207H252L251 209H249L246 213L245 212H243V213H245V214H243V216H241V217H239L238 219H236L235 221H233L232 223H230V224H228V223H226V222H224L220 217H218V222H216V225H215V222H214V226H211V227H209L208 226V224H209V219L211 220L212 219V217H210V214L208 213V215H204L203 216V218H201V217H198V218H190V222H192V221H196V222H199L198 220L200 219V220H205V229H204V232L203 233H201V235L199 236V237H184V236H180L179 234H176V235H171L170 237H165L164 236V238H165V240L164 239H159L161 242L162 241H164V243L162 242V244L160 245L161 247H163V248H172V249H174V250H171V252L173 251H176V255L174 254V256H173V254H172V256H171V252L169 253L170 255H169V258L168 259H173V260H171V262H174V264H189L193 259H195L196 258V260L200 257H204L205 259H206V257L207 256H209V255H211V254H219V252L221 253V252H224V253H226V254H228V255H236V253H245V252H248V250H247V247L249 246V241L250 240H246L245 238H244V235H245V231L250 227L251 229H249L248 231H251V232H254V233H256L257 231H258V229H259V227L261 226L260 224V226L258 225V223H259V220H258V218H257V215L259 216ZM77 213V212H76ZM157 213V212H156ZM207 213V212H206ZM66 215L68 214L67 212L65 213ZM213 214V213H212ZM211 214V215H212ZM63 215H64V213H63ZM71 215V214H70ZM84 215V214H83ZM86 215V214H85ZM192 215H194V216H196V214H192ZM262 215V214H261ZM260 215V216H261ZM69 216V215H68ZM264 216V215H263ZM61 217H63L62 215H61ZM65 218V217H64ZM84 218H85V216H84ZM63 219V218H62ZM71 219H73V217L71 218ZM78 219V218H77ZM79 219H80V217H79ZM83 218H81V220H82ZM86 219V218H85ZM258 220V223H257V220ZM76 220V219H75ZM84 220V219H83ZM88 220V219H87ZM152 220V219H151ZM154 220V219H153ZM47 221V220H46ZM68 221H69V219H68ZM101 221V220H100ZM150 221V220H149ZM66 222H67V220H66ZM70 223H72V221H69ZM68 222V223H69ZM98 222V221H97ZM44 223H47V222H44ZM66 224V223H65ZM76 224H78V223H76ZM87 224V223H86ZM127 224H129V223H127ZM42 225V224H41ZM45 224H43V226H44ZM73 225V224H72ZM80 225V224H79ZM81 225H83V223L81 224ZM131 225V224H130ZM84 226V225H83ZM92 226V225H91ZM127 226V225H126ZM34 227H35V225H34ZM68 227V226H67ZM72 227V226H71ZM89 227H90V224H89ZM89 227H87L86 226V228H89ZM29 228H33V225H31V226H29ZM40 228V227H39ZM46 228V227H45ZM49 228H52V227H49ZM54 228V227H53ZM106 228V227H105ZM128 228V227H127ZM129 228H133L132 226L131 227H129ZM35 229L36 228H34V232H35ZM42 229L44 230V227H42ZM67 229H69V228H67ZM15 230H17V229H15ZM28 230H30V229H28ZM27 230V233L29 232ZM37 230H39V229H36V231ZM52 230V229H51ZM56 230V229H55ZM66 230V229H65ZM83 230V229H82ZM82 230H80V231H82ZM97 230V229H96ZM99 230V229H98ZM101 228H100V232H101ZM158 230V229H157ZM201 230V229H200ZM14 231V230H13ZM20 231V230H19ZM69 231V230H68ZM84 231V230H83ZM87 231H88V229H87ZM123 231V230H122ZM127 231H129V229L127 230ZM4 232V233H3ZM7 232V233H8ZM25 232V231H24ZM55 232V231H54ZM72 232H73V230H72ZM75 232V231H74ZM94 232V231H93ZM106 232V231H105ZM115 232V231H114ZM142 232H143V229H142ZM146 232V231H145ZM259 232V231H258ZM12 233V232H11ZM20 233V232H19ZM18 233V234H19ZM27 233H25V234H27ZM30 233H31V231H30ZM30 233L28 234V235H30ZM32 233H33V231H32ZM50 233L51 232H49L48 234L49 235H46V233H45V235L46 236H50ZM52 233H53V231H52ZM96 233V232H95ZM121 233V232H120ZM125 233H127L126 231L124 232V234ZM139 233V232H138ZM6 234V233H5ZM25 234H23V235H25ZM34 234V233H33ZM54 234V233H53ZM53 234H52V236H53ZM56 234V233H55ZM63 234H65V233H63ZM80 235L81 233H77L76 235ZM87 234V233H86ZM94 234V233H93ZM110 234V233H109ZM123 234V232L121 233V235ZM137 234V233H136ZM141 234V233H140ZM139 234V235H140ZM144 234V233H143ZM153 234H155V233H153ZM252 234V233H251ZM259 233H257V237L259 236L258 235ZM261 234V233H260ZM9 235V234H8ZM11 235V234H10ZM12 235H14V233L12 234ZM15 235H17L16 233H15ZM22 235V232L20 233V235H18V236H21ZM23 235L20 237V238H22L23 237ZM42 235H44L43 233H42ZM60 235H61V233H60ZM70 235H72V234H70ZM83 235V234H82ZM87 235H89V234H87ZM86 235V236H87ZM97 235H100V234H97ZM120 235V234H119ZM119 235H117L116 234V236L118 237ZM132 235V234H131ZM130 235V236H131ZM134 235V234H133ZM254 236H255V234H253ZM252 235V236H253ZM34 236H36V234L34 235ZM57 237H58V235H56ZM62 236V235H61ZM66 236V235H65ZM93 236V235H92ZM91 236V237H92ZM95 236V235H94ZM92 237V238H89L88 240H90V239H93L94 238V240H95V238L97 237ZM103 236V235H102ZM114 236H115V234H114ZM113 236V237H114ZM141 236V235H140ZM146 236V234L143 236V237H145ZM25 237V236H24ZM33 237V236H32ZM31 237V238H32ZM43 237H45V236H43ZM42 237V238H43ZM57 237H55L56 239H57ZM69 237V239H71L72 237H70V236H68ZM77 237V236H76ZM81 237V236H80ZM99 237V236H98ZM97 237V238H98ZM106 237V236H105ZM109 237V236H108ZM107 237V238H108ZM117 237H115L116 238V240H117ZM129 237V236H128ZM127 237V240H130L131 239V241H132V238L133 237H130V239ZM139 237V236H138ZM147 237V236H146ZM145 237V238H146ZM14 239H12V241L13 240H21V239H19V237H17L18 239H16L15 237H13ZM26 238H27V236H26ZM33 238H35V237H33ZM40 238H41V236H40ZM59 238V237H58ZM66 238H67V236H66ZM65 238V239H66ZM75 238V237H74ZM96 238V239H97ZM102 238V237H101ZM119 238V237H118ZM121 238H123L124 239V235L121 237ZM126 238V237H125ZM157 238V240H158V237H156ZM256 238V237H255ZM259 238V237H258ZM261 238V237H260ZM22 239H24V238H22ZM30 238H28L27 239V241L29 240ZM36 240L37 239H39V238H35ZM56 239H53L54 241L56 240ZM65 239H63V241H68V240H65ZM68 239V238H67ZM82 239H86V238H82ZM99 239V238H98ZM97 239V244L98 245H100V242H102L101 240H100V242H99V240ZM110 239V238H109ZM139 239H143L144 240V238H139ZM139 239H136V240H139ZM149 239H151V238H149ZM154 239V238H153ZM257 239V238H256ZM255 239V240H256ZM31 240V239H30ZM29 240V241H30ZM33 240V239H32ZM32 240H31V243H32ZM46 240H47V238H46ZM52 240V241H53ZM72 240V239H71ZM76 241L78 240V239H75ZM87 240V239H86ZM85 240V241H86ZM87 240V241H88ZM114 239L112 238V242H114L113 241ZM119 240H121V239H119ZM142 240V242H144V246L146 245L145 243L147 242V241H150V240H147L146 242H145V240L143 241ZM152 240V239H151ZM261 241H262V239H260ZM21 241H23V240H21ZM20 241V242H21ZM24 241H25V239H24ZM62 241V240H61ZM70 241V240H69ZM68 241V242H69ZM92 241V240H91ZM110 241V240H109ZM122 241V243H123V241H126V240H121ZM121 241H120V243H121ZM130 241V242H131ZM153 241V240H152ZM160 241H158L159 243H160ZM258 241H259V239H258ZM261 241H259V243H261ZM18 242V241H17ZM38 242V241H37ZM41 242V241H40ZM46 242V241H45ZM68 242H66V243H68ZM72 242V241H71ZM74 242V241H73ZM78 242H80L79 240H78ZM112 242H110L111 244H109V245H111L112 246ZM119 242V241H118ZM133 242V241H132ZM141 242V241H140ZM140 242H138L137 244H139ZM251 242V241H250ZM263 242V241H262ZM24 243V242H23ZM25 243H26V241H25ZM52 243H57V242H52ZM64 243V242H63ZM62 243V244H63ZM65 243V244H66ZM76 243V242H75ZM85 243V242H84ZM88 243H90V242H88ZM87 243V244H88ZM106 243V242H105ZM115 243V242H114ZM119 243V244H120ZM125 243V242H124ZM127 243V242H126ZM129 243V242H128ZM148 243V242H147ZM153 243V244H152ZM18 243H16V245H17ZM26 244H29L30 245V243H26ZM37 244H39V243H37ZM36 244V245H37ZM44 244V246H45V243H43ZM43 244H41V245H43ZM49 243H47V246H50V244L48 245ZM79 244V243H78ZM92 244V243H91ZM94 244H95V241H94V243H93V245L92 246H94ZM96 244V245H97ZM103 244V243H102ZM118 244V243H117ZM118 244V245H119ZM130 244V245H129ZM128 245L130 246V248H132L133 247V245H134V243H132V247H131V243H129ZM136 244V243H135ZM142 244V243H141ZM140 244V245H141ZM154 244L157 246L158 245V247H159V244H157V242H156V240H155V243H154V241L153 242H151V246H150V244H149V246H150V248H153V247H156V246H154ZM255 244V243H254ZM257 244V243H256ZM31 245H33V244H31ZM41 245H37L38 247L39 246H41ZM57 245V244H56ZM61 245V244H60ZM64 245V244H63ZM79 245H81V244H79ZM78 245V246H79ZM82 247H86L83 243H82ZM115 245V247H116V244H114ZM113 245V246H114ZM125 245V244H124ZM124 245H122V246H124ZM143 245V244H142ZM141 245V246H142ZM251 245V244H250ZM257 245H259V244H257ZM20 246L22 247V244L20 243ZM23 246H27V245H23ZM35 246V245H34ZM46 246V247H47ZM55 246V245H54ZM58 246V245H57ZM62 246V245H61ZM77 246V247H78ZM88 246H89V244H88ZM87 246V247H88ZM91 246V247H92ZM105 246H107V244L105 245ZM120 246V245H119ZM119 246H117L118 247V249L120 248ZM121 246V247H122ZM128 246V247H129ZM135 246H137V245H134V247ZM143 246V247H144ZM147 246V245H146ZM261 246H262V244H261ZM260 246V247H261ZM30 247V246H29ZM28 247V248H29ZM36 247V246H35ZM34 247V249H37V247L35 248ZM65 247V246H64ZM81 247V246H80ZM81 247V248H82ZM86 247V248H87ZM97 247V246H96ZM108 247V246H107ZM110 247V246H109ZM115 247H113V249L115 250ZM127 246H126V248L125 249H127L128 248ZM133 247V248H134ZM138 247V246H137ZM137 247H136V249H137ZM148 247V246H147ZM147 247H145V248H147ZM19 248V247H18ZM24 248V247H23ZM26 248V251L28 252L29 251V249L31 248ZM42 248H44V247H42ZM41 248V249H42ZM61 248L62 247H60V251H61ZM102 248V247H101ZM103 248H105V247H103ZM144 248V249H145ZM149 248V249H150ZM157 248V247H156ZM155 248V249H156ZM160 248V247H159ZM163 248H161V249H159L160 251L162 250L163 251ZM7 249V248H6ZM28 249V250H27ZM39 249V248H38ZM41 249H39L38 250V252L37 253H39L40 254V252L42 251ZM77 249V248H76ZM75 249V250H76ZM87 249H91L90 247L89 248H87ZM94 249V248H93ZM92 249V250H93ZM99 249H100V247H99ZM117 249V248H116ZM121 249V248H120ZM122 249H123V247H122ZM129 249V248H128ZM135 249V250H136ZM141 249V248H140ZM143 249V250H144ZM154 249V250H155ZM158 249V248H157ZM5 250V249H4ZM10 250V249H9ZM47 250H48V248H47ZM50 250V249H49ZM101 250V249H100ZM105 250H107L108 251V249H105ZM131 250V249H130ZM129 250V251H130ZM135 250H131V251H133V252H135ZM146 250H148V248L146 249ZM153 250V249H152ZM158 250V251H159ZM6 251H8V250H6ZM31 251H33V249H31ZM31 251H29V253H28V255L30 254V253H32ZM35 251V250H34ZM46 250L44 249V251L42 252V253H44ZM51 251V250H50ZM77 251V250H76ZM81 252L83 251V250H80ZM80 251H77L76 253H80ZM85 251V250H84ZM83 251V252H84ZM110 251L111 250H109V252H108V255L106 254H104L102 257L103 258H100L97 254H95V255H97L99 258H97V256H96V258L95 257H92V256H94V252H92L91 254L89 253V252H87V253H89L90 255H92L90 258H89V260H88V262L90 263V264H110V258H109V256L111 255L112 256V253H110ZM116 251V250H115ZM117 251H119L120 252V250H117ZM128 251V253H125V254H127V255H129V257H130V252ZM136 251H139V249H137ZM158 251H157V253H158ZM159 251V252H160ZM166 251H168V249L166 250ZM4 252V251H3ZM2 252V253H3ZM10 252V251H9ZM91 252V251H90ZM124 252V251H123ZM165 252V251H164ZM172 252V253H173ZM1 253V252H0ZM34 253V252H33ZM32 253V254H33ZM36 253V254H37ZM55 253H57V252H55ZM76 253H75V255H76ZM78 253V255H80L81 256V254H79ZM97 253V252H96ZM109 253H110V255H109ZM141 253V252H140ZM142 253H144V252H142ZM152 253H153V251H152ZM166 253V252H165ZM175 253V252H174ZM25 254V253H24ZM24 254H22V255H24ZM35 254V253H34ZM88 254V255H89ZM116 254V253H115ZM137 254V252L136 253H133V255H131V256H135V255ZM156 254V253H155ZM160 254V253H159ZM168 254V253H167ZM247 254V253H246ZM27 255V253L24 255V257L22 256V258L21 259H24L25 258V260H26V256ZM84 255V254H83ZM122 255H124V253L122 254ZM126 255V256H127ZM137 255H140V254H137ZM157 255V256H156ZM156 255H154V257H160L158 254H156ZM220 255V254H219ZM224 255V254H223ZM238 255V254H237ZM47 256V255H46ZM77 256V255H76ZM113 256H115V255H113ZM112 256V257H113ZM119 256V255H118ZM239 256V255H238ZM42 258H43V255L41 256ZM48 257V256H47ZM83 257L84 256H81L80 258H82L81 260L83 261ZM86 257V256H85ZM116 257H117V255H116ZM120 258H121V253H120V256H119ZM118 257V258H119ZM133 257H130V258H132V259H136V258H133ZM138 257V256H137ZM140 257V256H139ZM144 257V256H143ZM143 257H142V259H143ZM145 257H147V256H145ZM216 257V256H215ZM237 257V256H236ZM240 257H241V254H240ZM243 257V256H242ZM7 258H8V256H7ZM12 258V257H11ZM27 258H29V257H27ZM34 258H36V255H35V257ZM77 258V261H81V260H79L80 258L79 257H76ZM87 258V257H86ZM114 258V257H113ZM112 258V259H113ZM117 258V259H118ZM119 258V259H120ZM123 258H124V260H128V259H130V258H128V257H124L123 256ZM126 258V259H125ZM161 259L163 258V256L161 255V257H160ZM159 258V259H160ZM166 258V256H165V260L167 259ZM222 258V257H221ZM224 258V257H223ZM46 259V258H45ZM85 259V258H84ZM111 259V260H112ZM115 259L116 258H114V261H115ZM118 259V260H119ZM141 259V257H140V260H142ZM149 259V257H147V260ZM225 259V258H224ZM223 259V260H224ZM226 259H228V258H226ZM238 259V258H237ZM240 259V258H239ZM254 259V258H253ZM4 260H6V259H4ZM13 260V259H12ZM15 260V259H14ZM17 260V259H16ZM15 260V261H16ZM57 260V259H56ZM74 260L75 259H73V264H76V262H74ZM137 260H138V258H137ZM163 260V259H162ZM164 260V261H165ZM229 260H231V259H229ZM244 260V259H243ZM249 260V259H248ZM250 260H251V258H250ZM7 261H8V259H7ZM9 261H10V258H9ZM19 262H20V260H18ZM58 261V260H57ZM57 261H54V263L55 262H57ZM120 261H121V264L122 263H127L128 261H122V259H120ZM119 261V262H120ZM131 261H133V260H131ZM143 261V260H142ZM141 261V262H142ZM145 261H146V258H145ZM144 261V262H145ZM152 261V260H151ZM160 261V260H159ZM204 261V260H203ZM246 261V260H245ZM22 262H24V261H22ZM26 262H27V260H26ZM52 262V261H51ZM87 262V261H86ZM86 262H84V263H86ZM87 262V263H88ZM157 262V261H156ZM162 262V261H161ZM210 262V261H209ZM215 262V261H214ZM238 262V261H237ZM247 262H249V261H247ZM253 262V261H252ZM16 263H18L17 261H16ZM71 263V264H72ZM80 262H78V264H79ZM118 264V262L117 261H115V264ZM125 263V264H126ZM140 264V263H138V261H136L135 263H132L131 262V264ZM146 264H148L147 262H145ZM145 263H143V264H145ZM151 263V262H150ZM149 263V264H150ZM170 263V262H169ZM216 263V262H215ZM3 264V263H2ZM10 264V263H9ZM11 264H13V263H11ZM19 264V263H18ZM29 264V263H28ZM81 264V263H80ZM114 264V263H113ZM120 264V263H119ZM127 264H129V263H127ZM142 264V263H141ZM203 264V263H202ZM219 264V263H218ZM252 264V263H251Z\"/></svg>",
  "mask_w": 264,
  "mask_h": 264
},
{
  "label": "rangeland",
  "instance_id": "obj_2",
  "mask_svg": "<svg viewBox=\"0 0 264 264\" xmlns=\"http://www.w3.org/2000/svg\"><path fill=\"white\" fill-rule=\"evenodd\" d=\"M64 1V2H63ZM84 1V0H83ZM83 1H79L78 3H81V4H79V7H78V3L75 5L76 7H74L73 8V6H72V2H68V1H66V0H60V2H61V4H62V6H63V9H62V17L64 18V17H68V18H70V21L67 19V21H65L66 23V25H68V26H66L65 27V29L67 28V30L69 29V31L67 32L68 34L67 35H69V37H70V40L71 41H74V38H76V37H78V35L80 34V36H79V38H76V41L75 42H72L73 44L75 43V44H77V45H73L72 46V48L70 49V52H71V54H70V52H66V54H69V55H71V56H66V54L64 55V57H65V59L66 60H72V58H75L76 57V60H77V55H79L80 53L81 54H83L84 56H81V54H80V56L81 57H79V62H81V61H87V59L85 60V59H83V58H86V57H88V61L91 59V57L94 59V58H96L95 60H90L89 62L87 61V63L86 64H88V63H92V62H94V61H96L95 63H98V61H100V60H102V61H104L105 60V63H108V64H106L105 66V68H104V77L107 79V80H110L109 78H110V76L108 77V75H111L112 73V75H114V76H112L111 75V77L113 78V79H115L116 80V78L118 79V80H116V82H118V81H120L121 82V84L122 85H120V82H118L117 84L119 85L118 87H120V88H118L116 85L117 84H115L114 82V80L112 79V81H109L110 83H111V86L112 85H114V87L113 88H115L116 89V91H112L111 89L110 90H107V91H103L101 94H103L104 95V97L106 98V99H103V101H104V103L105 102H110V103H105L106 104V106H110L111 105V107H114V105H115V108H113V109H111V107H106L105 108V106H104V109L102 110V112L101 113H99V114H97L98 112H96L95 113V115H94V119H93V117L89 120V122H88V124H87V126H86V129H88V131L87 130H85L86 132H85V135L87 134V136H83V139L79 142V145H78V149L76 150V152L74 153V154H71L70 155V157H67L66 158V160H68V161H66V165L68 164L67 162H69V165H70V162H71V166L74 168V169H71L70 170V167L67 165H65V167L64 166H62L63 167V169L65 168L66 169V167L68 168V170H65L64 172H63V169H62V167H59L58 168V166H56V167H53V168H51L45 175H43L42 176V178L44 177V178H46L47 176L48 177H51V175H53V172L52 171H55V168H56V172H54L55 173V175H57V174H59V176H60V174L61 173H63L62 175H64L65 174V172H66V175H64V177H65V179H64V177L61 175V177H59L58 175V177L57 176H55V177H57V178H60V179H57L58 181V185H60L61 187H60V190H61V193H63V191H64V193H69V195H71V193H73L72 194V197L73 198H71L69 201H66V202H64L63 203V207H65V208H62V207H60V211H58L56 214H55V216H52L50 219L49 218H47V219H44V220H42L40 223H36V224H26V226H22V225H17V226H15V227H13V229L11 230V232H6V234L4 233V234H2V235H6V236H4V238L2 239L3 241H4V243L3 244H5V247L3 246L2 247V249L0 248V264H11V263H13V264H71L72 262H73V259H75L74 260V262H76V264H78V262H80L81 264H90L89 262H88V260H89V258L92 256V255H90L92 252H94V256H92V257H95L96 258V256L98 255L100 258H103L102 256L105 254H107L108 255V252H109V250H111L110 251V253H112V256L113 255H115V256H113L114 258H116L115 259V261H117L118 262V264L120 263L121 264V261H120V259H122V261H128L127 263H129V264H131V262L132 263H135L136 261H138V263H145V262H147L148 264L150 263V264H174V262H171V260H173L172 258L171 259H168L169 258V253L171 252V250H174V249H170V248H163V247H161L160 245L162 244V242L164 243V241H160L159 239H164L165 240V238H164V236L167 238L168 236H169V234H170V232L172 231V230H174L173 228L176 226V222H173V221H169L167 218H163L164 220H159L161 217H163V215H165V213H167L168 212V210H169V205H172V204H174L175 202H176V198L175 199H172V200H170L169 202H167L165 205H157L156 207H154V209L152 210V213H150V214H146V216H138V217H136L135 215L134 216H130V217H128V218H126V219H124L123 221H121V222H119V224L117 225V226H115V227H109V226H105L104 224H101V219L99 218V215H97L96 214V212H97V207L98 208H100L101 206L100 205H94V203L96 202V200H98V199H100V198H102V197H106L107 195L109 196V193H100V192H96V193H92V194H90L89 195V193L87 194L86 193V195H85V193H84V191L83 190H85V188H87V187H90V186H93V185H95L94 184V182L92 181V179H93V176L95 175V173L97 172V169H99L100 167H101V165H103L104 163H106L107 161H106V157H107V159L110 161V162H113L114 160L115 161H121V162H123V164L125 165V168L129 165V164H131V165H139V163L141 162V158H142V160H143V157H144V159L146 158H154V159H156L157 161H159L160 160V158L162 159V157H163V159H165V161L167 162V163H169V164H172L171 165V167L170 166H168L167 164H166V171H168V170H172V168L173 167H180V170L181 171H184V170H186V169H188V167H187V165H185V163H183L182 162V159H179L180 158V154L178 155V153H177V155L176 154H173L171 151H170V149H166L165 147V144H166V142L167 141H169L170 139H173V138H176V137H183V136H189V134H190V136H196V137H198L199 139H202L203 141L204 140H207L209 143H208V145H210V143H211V146H213V148H218L216 151L218 152V151H220V150H222V149H224L225 150V152H228V153H231V154H237L236 155V157H239L240 158V163H237V165L235 164H229V163H225L224 164V167H223V170H224V173H223V175L219 178V177H214V179H211V178H207V177H205V176H202V175H200V174H198V173H196V175H195V182H197V183H199L200 185H203L205 188H208V190L211 192V193H214L215 195L214 196H212V201H211V203L212 204H214V205H219V204H221L220 206V210L222 211V213H223V217L222 216H219V215H217V214H213V216H211L212 217V219L210 220H208L209 221V224H208V226L209 227H211V226H214L213 224H214V222H215V225H216V222H218V217H220L224 222H226V223H228V224H230V223H232L233 221H235L236 219H238L239 217H241V216H243V214H245L249 209H251L252 207H256L257 205H258V207H259V209H264L263 208V206H264V201H263V199L262 198H264V197H262L263 195H264V171H262V170H264L263 168H264V148L263 147H258L257 145H255L254 143H253V141H252V137H250V136H245L244 138L245 139H247V140H244L243 138H240V136H239V133L237 132V130L235 129L236 127L234 126V127H229L228 129H225L224 131L223 130H219L218 131V129L217 130H215V127L214 126H212V125H214L213 124V122L214 121H211V119H209L210 117H207V115L206 116H204V115H201V114H199V112H201V111H203L204 110V108H205V110H207V106L206 107H203V109L201 108V109H198V107L200 106H194L195 104H201L202 103V98H205V101H208V99L209 100H211V98L210 97H212L213 96V94L215 93V91L217 90V89H219V87H221V86H223V85H225V83H227L226 81H223V79L222 78H219L218 76H216V75H208V77L207 76H204V77H194L193 76V73H190V72H188V70H186V67H185V65H187V63H188V60L186 59V58H188L187 56H189L190 54H192V55H190L189 56V58L188 59H190V57H191V59L193 60V57H194V60L196 61H198V62H203V60L205 59V61H208V57L209 56H207V55H210V54H205L203 51H205V49H206V45L208 46L209 44L208 43H210V40H214V41H216V39H215V37L214 36H216L217 34V41H216V44L218 45V46H221L222 47V45H223V42L225 43V41L226 40H231V39H239L240 41H241V39L242 38H244L245 37V39H247V44H246V48L247 49H249L250 50V48H255V47H257V45H258V42H262V41H259L258 40V38L255 36V34H254V32H253V30H254V25L253 24H251V23H249L248 22V20H246V18L245 17H243L242 15L244 14V15H246L245 14V10L249 7V6H247L248 5V2L249 1H253V0H232V1H230V3L228 4V5H226L225 6V8H227V9H222V8H220L218 11H216V13L217 14H220V15H218L217 16V14H216V16L215 17H217V18H213V21H212V19H208L209 17H207L206 16V18L205 17H203V19L201 18L200 19V21H204V20H206L207 21V23L208 22H212V23H215L214 24V27H212L213 26V24L212 23H210V25H211V27H209L208 29H205L206 27V21H202L201 23H200V21L198 22V24L201 26L200 28H199V25H195V26H190L187 30H186V28L185 27H183V28H181V27H178L177 25H178V23H177V20L179 21V23H181V18H182V15H181V13L183 12V10H185L186 8H187V5H188V7H189V5L193 2V0H189L188 2H186L187 0H162V1H164V3H166V6H165V4L162 2V1H160V0H152V2H151V0H139L138 2L140 3H138V5L140 6L141 5V7H138L137 6V8L139 9V10H137V8H134V9H136L135 10V13H138V11H139V14H135L132 10H128V9H126L125 10V12L126 11H128L129 13H127L126 15H125V12L123 13L122 12V10L120 11L119 9H112L111 8V3H115V2H118V1H116V0H109V1H107L106 2V0H102L101 2L102 3H104V7L102 6V3L100 2V0H95L96 1V5H98L99 3L101 4V6L102 7H99L100 5H98V6H96L95 4H94V1H93V4L95 5H93L91 2H90V0H89V2L91 3L90 4V6L92 5V6H94V8H97L98 7V9H91L92 8V6H91V8H89L90 6H89V4H87V3H89V2H87L86 0V2H84L83 4H82V2ZM92 1V0H91ZM150 1V2H149ZM157 1V2H156ZM160 1V2H159ZM182 1L184 2V4L182 5ZM98 2V3H97ZM150 3L151 4V7L152 8H150V6H148V4H145V3ZM156 2V3H155ZM173 2V4L172 5H170L171 3ZM85 3L88 5H86L85 6ZM144 3V4H143ZM170 3V4H169ZM175 3V4H174ZM188 3V4H187ZM241 3V4H240ZM69 4H71V5H69ZM143 4V5H142ZM157 4H159V5H164V6H162L161 8H160V6L159 5H157ZM67 5H69L70 7L72 6V8H68L69 6H67ZM84 5V6H83ZM144 5H146V7L147 8H145L144 7ZM168 5V6H167ZM169 5H170V7H169ZM242 5H244V6H242ZM156 6H159V7H156ZM180 6V7H179ZM186 6V7H185ZM80 7H83V9H80ZM242 7H244L243 9H241V13H240V15H238L239 14V9L240 8H242ZM75 8H77L76 10H75ZM86 8H88L87 9V11L88 12H90V13H88L87 11H86ZM100 8H102V9H100ZM104 8V9H103ZM159 8V9H158ZM164 8V9H163ZM182 8H184V9H182ZM69 9H71L72 11H70ZM91 9V10H90ZM100 9V10H99ZM106 9V10H105ZM142 9L145 11L146 9H147V11H145L146 13H144V11H143V13H140L141 11H142ZM152 10V15H151V19H150V11ZM162 9H163V11H162ZM169 9V10H168ZM172 9V10H171ZM173 9H176V10H173ZM180 9H182V10H180ZM74 10V11H73ZM78 10V11H77ZM80 10V11H79ZM93 10H98V11H104L105 10V14H104V16L103 15H99L98 13H100V12H98V11H94L93 13H92V11ZM148 10H150V11H148ZM158 10V11H157ZM166 10H167V12H166ZM170 10H171V12H170ZM223 10H225V12L223 11ZM76 11H77V13H76ZM130 11H131V13L133 14H135V15H130L131 13H130ZM174 11V12H173ZM177 11V12H176ZM181 11V12H180ZM76 14H75V13ZM78 12H79V14H78ZM85 12V13H84ZM86 12H87V16H89V17H87L86 18ZM102 12H101V14H102ZM149 12V14H148V16L146 15L147 13ZM180 12V13H179ZM249 12V11H248ZM71 13H74V15H76V16H71ZM96 13H97V17H102V18H97L96 17ZM119 14V17H118V15L117 14ZM121 13H123V14H121ZM154 13L156 14V15H154ZM168 13H170L169 15H168ZM174 13H175V15H174ZM67 14V15H66ZM91 14H92V16L94 17V22L91 20V19H93L92 18V16H91ZM141 14H144L143 15V19H145L146 17L147 18H149V19H147L146 18V20H143L141 17H142V15ZM158 14H160V15H158ZM181 15V17H180V15ZM222 14V15H221ZM237 14V15H236ZM69 15V16H68ZM77 15L79 16V17H77ZM115 15H117V16H115ZM129 15V17H127ZM137 15V16H136ZM138 15H141V17L139 18L138 17ZM146 15V16H145ZM162 15V16H161ZM165 15V16H164ZM177 15H179V16H177ZM80 16H82V17H80ZM126 16V17H125ZM131 16V17H130ZM135 16V18H133ZM158 17V18H156V17ZM230 16V17H229ZM241 16H242V18H241ZM76 19H75V18ZM84 17V18H83ZM154 17V18H153ZM170 17V18H169ZM224 17V18H223ZM72 18H74V21L72 20ZM80 18H82V19H85V20H81ZM91 18V19H90ZM119 18V19H118ZM124 18H126L128 21H130V22H128V21H124V20H126V19H124ZM129 18V19H128ZM130 18H132L131 20H130ZM136 18H138L137 19V21H135L136 20ZM171 18H173V20L171 19ZM174 18H176V19H174ZM178 18V19H177ZM218 18L219 19H221V20H218ZM232 18H234L235 20L237 19V18H241V21H239L238 23H234V26H236V31H231L230 30V28H229V26H230V24H229V22H230V20L232 19ZM79 19L81 20L80 22H83V25H82V23H79L78 21H79ZM87 19V20H86ZM99 19H100V21H99ZM123 20V21H121L122 23H124V25L127 27V29L126 28H124L125 26H122L121 25V22H119L120 20ZM142 19V20H141ZM154 19V21H150V20H153ZM168 19V20H167ZM170 19V20H169ZM214 19H216V20H214ZM226 19V20H225ZM74 22V24H75V22H76V26L78 25V27L76 28V26L74 27V24H73V22ZM78 20V21H77ZM98 21V24L100 23V25L101 24H103V25H101L102 27H100V25H98L96 22ZM107 20V21H106ZM118 20V21H117ZM134 22H133V21ZM138 20H140V21H138ZM164 20V21H163ZM169 22V26H166V25H168V22ZM219 21V23L218 22H216V21ZM224 20V21H223ZM240 20V19H239ZM103 21V22H102ZM116 21V22H115ZM132 21V22H131ZM148 21V24L146 23ZM159 21V22H158ZM162 21H163V23H162ZM223 21V22H222ZM68 22H70V23H68ZM88 22V25L86 24V23ZM93 23V29H92V27L90 26L92 23ZM128 22V24L126 25V23ZM143 24L144 26H143V28H141L142 27V25L140 24ZM153 22V23H152ZM177 24H176V23ZM78 23V24H77ZM85 23V24H84ZM89 23H90V25H89ZM96 24V26L98 25V27L99 28H97L96 26H95V24ZM107 23V24H106ZM119 23V24H118ZM133 23V24H135L134 26L135 27H137V28H134V32H133V30H132V28L134 27L133 26V24L131 25V24ZM150 23V24H149ZM154 24V25H152V24ZM159 24V25H156V24ZM218 23V24H217ZM80 24L83 26V27H79L80 26ZM116 24H117V26L118 27H116ZM131 26H130V25ZM138 24V25H137ZM161 24H163V25H161ZM175 25L176 24V26L177 27H174V29L172 28V26L171 25ZM205 24V25H204ZM73 25V26H72ZM107 25V26H106ZM146 25H148V26H146ZM158 27L157 28V30H156V32H155V28H156V26ZM181 24H179V26H180ZM216 25H217V30H216ZM227 25H229V26H227ZM72 28V27H74V28H72L73 30H74V32H72V29H71V32H70V27ZM86 26V27H85ZM88 26H90L89 28H88ZM119 26H121V27H119ZM139 26H140V28H139ZM150 26H151V28H152V30L150 29ZM155 26V27H154ZM202 26H204V28H202ZM85 27V28H84ZM96 27V28H95ZM105 27V28H104ZM129 27H130V29H129ZM160 27V28H159ZM163 27V28H162ZM167 27V28H166ZM79 28V29H78ZM83 30H82V29ZM121 28H122V30H121ZM144 28H146V29H144ZM172 29V30H169V29ZM182 29L181 31L179 30V34H176L178 31H177V29ZM193 28V29H192ZM202 28V29H201ZM211 28H214L213 29V32H212V29ZM218 28H221V29H219L220 30V33H218L219 32V30H218ZM252 28V29H251ZM81 29V30H80ZM88 29H89V31H88ZM90 29H92V30H90ZM118 29L120 30V31H118ZM123 29H126V30H124L123 31ZM129 29V30H128ZM140 29H142V31H143V33H142V31H139ZM144 29V30H143ZM150 29V30H149ZM161 29H163V30H161ZM183 29L185 30V32L183 31ZM200 29V30H199ZM222 29H223V31H222ZM225 29V30H224ZM228 29V30H227ZM67 30H65V31H67ZM77 32H76V31ZM80 30V31H79ZM87 30V31H86ZM102 30V31H101ZM105 30V31H104ZM108 30V31H107ZM146 30H149L148 32H144V31H146ZM159 30H161V31H159ZM176 30V32H175V34L177 35V39H176V35L175 34H173L174 33V31ZM192 30H194V31H192ZM196 30H197V33H198V31H203L204 33H202V34H206L207 35V33H209L208 35H210V37L209 36H207L208 38H210L209 39V41H208V39L206 40L207 41V43L205 42L204 44L203 43H201V42H199V43H197V46L196 45H192L193 44V42H194V40L196 41V39H197V33H195L196 32ZM206 30H208V31H210V32H208V31H206ZM227 30V31H226ZM92 31V32H91ZM123 31V32H122ZM129 31V32H128ZM132 31V32H131ZM139 31V32H138ZM151 31V32H150ZM167 33H166V32ZM229 31V32H228ZM95 32V33H94ZM107 32V33H106ZM232 32V33H231ZM236 32V33H235ZM137 33H138V35H137ZM180 33H184V34H186L185 36H184V34L182 35L183 36V38H184V40H181V39H183V38H181V35H180ZM189 33V35H188V37H187V34ZM194 33V34H193ZM213 33V34H212ZM70 34H73V36H70ZM77 36H76V35ZM85 34H87V35H85ZM107 34H109L110 35V37L109 38H107L109 35H107ZM132 36H131V35ZM136 34V35H135ZM145 34H147V35H145ZM149 34H150V37H149ZM153 34V35H152ZM163 34H165V35H163ZM172 34V35H171ZM192 34V35H191ZM195 34H196V36H195ZM221 34V35H220ZM90 35V36H89ZM93 35V36H92ZM96 37H95V36ZM112 35V36H111ZM119 35V36H118ZM129 37H128V36ZM159 35V36H158ZM173 35H175V37L173 36ZM194 35V40H191V38H192V36ZM206 35H205V37H206ZM229 37H228V36ZM234 35V36H233ZM252 35V36H251ZM82 36L84 37H86V38H82ZM87 36H88V38H87ZM116 36V37H115ZM133 36H134V38H133ZM179 36V37H178ZM190 36V37H189ZM71 37H74L73 38V40H72V38ZM89 37H91V38H89ZM167 37V38H166ZM228 37V38H227ZM82 38V39H81ZM92 38H94L93 39V41H92ZM115 38V39H114ZM119 38V39H118ZM136 38V39H135ZM138 38V39H137ZM140 38V39H139ZM173 38V39H172ZM186 38H188V41H189V43L187 42V41H185L186 40ZM190 38V39H189ZM212 38V39H211ZM231 38V39H230ZM80 39V42L81 43H79V40ZM91 39V40H90ZM109 39H111L110 41H112V42H110L109 41ZM118 39V40H117ZM141 39H142V41H141ZM152 39V40H151ZM166 39H168V41L166 40ZM180 41H179V40ZM107 40V41H106ZM117 42H116V41ZM164 40H166V42L164 41ZM191 40V41H190ZM232 40V41H233ZM85 41V43H83V42ZM95 44H93L92 42ZM110 43H109V42ZM113 41H115L116 43L114 44V42ZM160 41V42H159ZM164 41V42H163ZM170 41H171V43H173V44H171L170 43ZM173 41V42H172ZM174 41H175V43H174ZM193 41V42H192ZM218 41H220L219 43L220 44H218ZM77 42V43H76ZM90 42L92 43V46H91V44H90ZM107 42L109 43V44H107ZM178 42V43H177ZM185 42H186V45H185ZM79 43V44H78ZM141 43V44H140ZM144 43V44H143ZM152 43V44H151ZM154 43V44H153ZM176 43H177V45H176ZM181 43V44H180ZM263 43V42H262ZM82 44V45H81ZM88 44V46H87V49L85 50V46ZM90 44V45H89ZM144 46H143V45ZM165 44V45H164ZM169 44V45H168ZM191 44V45H190ZM200 44H202V45H200ZM206 44V45H205ZM215 44V45H216ZM82 46V48L80 47V46ZM85 45V46H84ZM109 45H111V46H109ZM113 45V46H112ZM121 46L120 48H118L119 46ZM142 45V46H141ZM150 46V45H152V46H150L151 47V50H149L150 49V47H148V46ZM164 45V46H163ZM171 45V46H170ZM191 47V46H193V47H189V46ZM199 45V46H198ZM216 45V46H217ZM74 46L76 47V49H77V53H79V54H76V52H75V50L76 49H74ZM84 46V47H83ZM168 46V47H167ZM174 46V47H173ZM176 46H181V47H176ZM229 44H228V48H229ZM89 47H91L90 48V51L91 52H88V49H89ZM114 47V48H113ZM115 47L117 48V49H115ZM146 47V48H145ZM155 47V48H154ZM187 47H189V48H187ZM196 47H198V48H196ZM263 47H264V45H261V48L263 49ZM110 48V49H109ZM153 48V49H152ZM170 48H172V49H170ZM183 48V49H182ZM194 48V49H193ZM226 48V47H225ZM74 51H73V50ZM80 49H82V51L83 52H81V50ZM93 49V50H92ZM98 52H95V50ZM116 51H115V50ZM118 49H120V50H118ZM148 50V53H147V50ZM159 50V52H157L158 50ZM163 49V50H162ZM165 49H167V50H165ZM175 49V50H174ZM202 49V50H201ZM85 50V51H84ZM153 50V51H152ZM165 50V51H164ZM188 50V51H187ZM190 50H192V51H190ZM197 50H200V51H197ZM227 50V49H226ZM92 51H94L93 53H92ZM119 51H121L120 53H119ZM147 53H145V52ZM150 51V52H149ZM164 53H162V52ZM167 51L169 52V53H167ZM180 51V52H179ZM187 51V52H186ZM74 52V54H72ZM196 53V55L194 56V54ZM90 53H92V54H90ZM94 53H96V54H94ZM151 53V54H150ZM156 53H157V55H156ZM178 53H180V54H178ZM201 53V54H200ZM115 54V55H114ZM120 54H122V56L124 55V57H122V56H118V55ZM149 54V55H148ZM159 54H162V55H160V57H159ZM167 54V55H166ZM204 54H205V56H204ZM90 55V56H89ZM92 55H94V56H97V57H94V56H92ZM107 55V56H106ZM109 55V56H108ZM144 55H145V57H144ZM148 55V56H147ZM178 55V56H177ZM186 55V56H185ZM199 55V56H198ZM100 56V57H99ZM116 58H115V57ZM118 56V57H117ZM161 56H162V58H163V61L161 62L160 60H159V58H161ZM184 56V57H183ZM201 56V57H200ZM67 57H69V58H67ZM71 57V58H70ZM102 57H103V59H102ZM121 57V58H120ZM150 57V58H149ZM151 57H152V59H151ZM154 57H155V59H154ZM120 58V60L121 59H123L124 61H123V63L124 64H122V60L120 61H118V59ZM171 58L173 59V61L171 60ZM179 58V59H178ZM202 58H204V59H202ZM113 59V60H112ZM127 61H126V60ZM190 59V60H191ZM202 59V60H201ZM75 60V59H74ZM81 60V61H80ZM110 60V61H109ZM111 60H112V62H111ZM116 60V61H115ZM152 60V61H151ZM178 60V61H177ZM181 60V61H180ZM184 62H183V61ZM73 61V60H72ZM108 61V62H107ZM168 62V63H166V62ZM187 63H186V62ZM232 60L231 59H229V62H231ZM101 62V61H100ZM112 63V64H110V63ZM114 62V63H113ZM117 62V63H116ZM151 62V63H150ZM158 62L159 63H161V64H163V65H159L158 64ZM176 62V63H175ZM178 62V63H177ZM81 63H83L84 65H86L84 62H81ZM186 63V64H185ZM110 64V65H109ZM117 64V65H116ZM122 66H121V65ZM138 64V65H137ZM176 64V65H175ZM182 64V65H181ZM107 65H109L108 67H107ZM111 65H112V67L114 68V71L116 72H114L112 69V67H111ZM115 65H116V67H115ZM123 65H125V66H123ZM142 65V66H141ZM158 65V66H157ZM165 65V66H164ZM130 66H133V67H131L130 68ZM134 66H137V67H134ZM163 66V67H162ZM168 66H169V68H168ZM175 66V67H174ZM118 67V68H117ZM125 68L124 70L126 71V72H124V71H122L121 70V68ZM126 67H127V69H129V70H127L126 69ZM129 67V68H128ZM142 67V68H141ZM156 67H160V68H156ZM171 67V68H170ZM179 69H178V68ZM141 68V69H140ZM182 68V69H181ZM105 69H107V70H105ZM109 69V70H108ZM162 69L164 70L165 69V71H162ZM170 69V72L168 71ZM184 69V70H183ZM113 72H112V71ZM175 70V71H174ZM118 71V72H117ZM120 71H122V72H120ZM140 71H141V73H142V76H141V73H140ZM145 71V72H144ZM109 72V73H108ZM120 72V73H119ZM123 72H124V74H123ZM164 72V73H163ZM193 72H194V70H193ZM258 72V71H257ZM118 73H119V75L121 76H119L118 75ZM126 73V74H125ZM144 73V74H143ZM166 73H167V75H166ZM178 73V74H177ZM186 73V74H185ZM106 74H108V75H106ZM122 74V75H121ZM127 74H128V76H127ZM147 74V75H146ZM169 74H170V76H169ZM181 74H183L182 76H181ZM258 74V73H257ZM256 74V75H257ZM260 74H262V72H260ZM117 75L120 77H117ZM126 75V77H124ZM145 75V76H144ZM151 75V76H150ZM185 75V76H184ZM189 77H188V76ZM255 75V76H256ZM262 75H264V74H262ZM108 78H107V77ZM191 76L193 77V78H191ZM216 76V77H215ZM255 76H253V79H252V84L254 85H252L251 84V82L248 84V85H246V87L244 86L243 88H242V90H243V92H245V93H248V89L250 90V89H254V87H258V84H259V82L263 79L264 80V77L262 76V77H260V75L258 76V77H255ZM124 79H123V78ZM148 77V78H147ZM180 77V78H179ZM182 77V78H181ZM188 77V78H187ZM231 77H233V76H231L230 75V77L228 78L229 80H231ZM150 78H152V79H150ZM156 78H157V80H156ZM196 78H197V80H196ZM201 78V79H200ZM206 78L208 79L207 81H206ZM210 78V79H209ZM215 78H217V79H215ZM256 80H255V79ZM258 78V79H257ZM123 79V81H121ZM126 79V80H125ZM127 79H129V81L127 80ZM133 80L132 82H130L131 80ZM147 79H149V80H147ZM203 79H204V81H203ZM212 79V80H211ZM215 79V80H214ZM125 80V81H124ZM155 80V81H154ZM187 80V81H186ZM210 80V81H209ZM222 80V81H221ZM254 80V81H253ZM114 81V82H113ZM127 81V82H126ZM189 81V82H188ZM193 81V82H192ZM201 81H203V82H201ZM213 81V82H212ZM221 81V82H220ZM112 82H113V84H112ZM124 82V83H123ZM126 82V83H125ZM135 82V83H134ZM147 82H149V83H147ZM161 82V83H160ZM191 82H192V84H191ZM195 82V83H194ZM198 82V83H197ZM206 82V83H205ZM212 82V83H211ZM225 82V83H224ZM253 82H255V83H253ZM131 83V84H130ZM134 83V84H133ZM142 83V84H141ZM145 83H147V84H149V86L146 84L145 85ZM203 83H205V85L203 84ZM220 83V84H219ZM123 84H125V85H123ZM127 84V85H126ZM133 84V85H132ZM140 84V85H139ZM162 84H163V86H162ZM188 84H190V87H189V85ZM213 84V85H212ZM255 84H257L256 86H255ZM131 85V86H130ZM135 85V86H134ZM192 85V86H191ZM208 85V86H207ZM250 85V86H249ZM125 86V87H124ZM128 86V87H127ZM133 86H134V88H133ZM141 87L142 88V86L143 87H145V86H147V87H145V88H139V87ZM153 86V87H152ZM185 86V87H184ZM194 86H196V87H194ZM200 86H202V87H200ZM210 86V87H209ZM217 86V87H216ZM253 86V88H251ZM136 87V88H135ZM161 87V88H160ZM183 87V88H182ZM189 89H188V88ZM248 87V88H247ZM118 88V89H117ZM126 88H127V90H126ZM137 88H138V92H140V94H141V92H142V94H147V92L149 93V94H147L149 97H147V95H142L141 94V99H140V94H139V96H138V94H136L135 92H137ZM148 88H150L149 90H148ZM244 88H245V90H244ZM114 89V90H115ZM122 90V92L120 91V90ZM130 89H131V91L132 90H134V89H136V90H134L133 92H131L130 91ZM154 89V90H153ZM156 89V90H155ZM146 92H145V91ZM206 90H208V91H206ZM247 90V91H246ZM127 91V92H126ZM123 92H125L124 94H123ZM144 92V93H143ZM151 92H153V93H151ZM200 92H209V94H207L206 96L207 97H202L201 95H198V96H196V94H193V93H198V94H202V93H200ZM250 92H251V90H250ZM118 93H120L121 94V97L120 96H118V95H120V94H118ZM131 93V94H130ZM133 93V94H132ZM175 93H180V95L179 96H181V98L180 99H182V100H179V102H177L178 101V98L176 97V96H178V95H176ZM188 93H190V94H188ZM117 94V95H116ZM122 94H123V96L125 95H127V94H130V95H127V97H126V99H125V96H124V98L122 97ZM154 94V95H153ZM103 95H101V97L103 98ZM108 97H107V96ZM112 95V96H111ZM133 97H132V96ZM151 95H152V97H151ZM174 96V97H171V96ZM110 96V97H109ZM120 97V98H122L120 101V103H123V104H127L126 106L125 105H123V104H117L119 101L117 100L118 99V97ZM128 96H130V97H128ZM136 96H138V97H136ZM142 96H146L145 98L144 97H142ZM158 96L159 97H161V98H159L158 99ZM193 96H195V97H193ZM112 97V98H111ZM117 97V98H116ZM132 97V98H131ZM214 97V96H213ZM257 97H259V98H261L262 97V99H263V101H264V97L261 95H259V96H257ZM109 98V99H108ZM110 98H111V100H110ZM119 98V99H120ZM128 98L130 99V100H128ZM153 98V99H152ZM173 99V100H170V99ZM125 99V100H124ZM135 99H136V101H135ZM107 100V101H106ZM117 100V101H116ZM133 100V101H132ZM169 100H170V102H169ZM111 101H113V103L111 102ZM115 101H116V103H115ZM132 101V102H131ZM150 101V102H149ZM152 101V102H151ZM171 101H172V103H171ZM182 101V102H181ZM186 103H184V102ZM192 101H194L192 104H191V102ZM212 101V102H211ZM211 101H208L207 102V104L209 103V102H211V103H216V100L214 99V100H211ZM215 101V102H214ZM126 102V103H125ZM176 102V103H175ZM190 104H189V103ZM196 102V103H195ZM114 104L113 106H112V104ZM129 103H131V104H129ZM173 103H175V104H173ZM179 103V105H177ZM184 104V106H183V104ZM195 103V104H194ZM210 103V104H211ZM108 104V105H107ZM117 104V105H116ZM150 104H152L151 106L153 107H151L150 106ZM171 104H172V107H169V106H171ZM181 104H182V106H181ZM159 105V106H158ZM193 106V108L194 109H196L198 112H197V114H196V112L194 113L192 110H189V108L188 107H185V106ZM167 106V107H166ZM177 106L179 107V108H177ZM180 106L182 107L181 108V110H180V112L179 111H177V110H179L180 109ZM240 108H243V105L242 104H239L238 105ZM119 107V108H118ZM120 107H121V109H123L124 107V111L123 110H121V111H118V110H120ZM123 107V108H122ZM118 110H117V109ZM152 110H151V109ZM168 108H169V110H168ZM170 108H171V111H170ZM176 108V109H175ZM186 108V109H185ZM116 109V111H114ZM158 109V110H157ZM193 109V110H194ZM107 110V111H106ZM134 110V111H133ZM155 110V111H154ZM162 110V111H161ZM169 111V112H166V111ZM176 112H175V111ZM185 110V111H184ZM255 110H256V112H253V116L255 115L256 117H258L259 115H261L262 114V112L264 113V104H262L261 105V107H259V108H255ZM114 111V112H113ZM118 111V112H117ZM156 111H158V112H156ZM159 111H161V112H159ZM163 111L165 112V113H163ZM106 112V113H105ZM111 112V115L109 114ZM113 112V113H112ZM115 112H117L116 114H115ZM152 112V113H151ZM156 113V115H155V117L153 116L155 113ZM193 114H192V113ZM167 113V114H166ZM175 113H176V115H175ZM186 114V116H190V115H193V117H195V119H194V121H193V123H191L190 121H187V120H185V119H183V118H181V116L179 117L178 115H180V114ZM160 114V115H159ZM165 114V115H164ZM174 114V115H173ZM110 115V116H109ZM112 115H113V118H112ZM150 115H152V116H150ZM97 116V118H95ZM109 116V117H108ZM158 116H159V118H158ZM160 116H162L163 118H164V116H165V118L163 119V118H161ZM176 116V117H175ZM185 116V117H186ZM98 117H100V118H98ZM110 118L109 120L107 119V118ZM168 117V118H167ZM172 117V118H171ZM177 117H179V118H177ZM183 117H184V115H183ZM201 117H203V118H201ZM105 118V119H104ZM116 118V119H115ZM151 118V119H150ZM157 118H158V120L161 118V120H157ZM179 119L178 121H177V119ZM260 118V117H259ZM263 116H261V120H263ZM95 119H98L97 121H95ZM104 119V120H103ZM115 119V120H114ZM157 120V122H155L154 123V125H153V122L154 121H156ZM163 119V120H162ZM173 119V120H172ZM175 119H176V121H175ZM214 119L215 120H217V117H214ZM93 120V121H92ZM105 120H107V121H105ZM110 120H112V121H110ZM201 120V121H200ZM100 121V122H99ZM102 121H104V122H102ZM115 121V122H114ZM174 122V123H171V122ZM97 124H96V123ZM109 122V123H108ZM168 122V123H167ZM176 122H178V123H176ZM188 122H190V123H188ZM211 122V123H210ZM95 123V125H96V127H97V130H96V127H95V125H93ZM104 123V124H103ZM107 123V124H106ZM165 125H164V124ZM169 124V125H167V124ZM92 124V125H91ZM101 124V125H100ZM175 125V126H171V125ZM184 124H189V125H184ZM90 127H89V126ZM99 125V126H98ZM109 125V126H108ZM132 125H134V126H132ZM152 127V125H153V129H154V131L150 128V126ZM194 125V126H193ZM92 126L94 127V128H92ZM105 126V127H104ZM107 126V127H106ZM116 126V127H115ZM179 126V127H178ZM99 127V128H98ZM108 127H109V129H108ZM134 127V128H133ZM168 127V128H167ZM184 127H185V129H184ZM211 127H214L213 129L211 128ZM90 128H92V129H90ZM101 128H103L104 130H105V128H106V130L104 131L103 129L101 130ZM117 128H119V129H117ZM160 128V129H159ZM179 128V129H178ZM235 130H234V129ZM95 129V130H94ZM120 129H121V131H120ZM137 129H140V131H138ZM145 129V130H144ZM165 129V130H164ZM173 130V131H171V130ZM177 129V130H176ZM231 129V130H230ZM89 130H91V131H89ZM137 130V132H135ZM159 130V131H158ZM170 132H169V131ZM94 132L95 131V133H96V135H97V137H96V135L94 134V136L95 137H91V136H93L92 134L93 133H91V132ZM98 131V132H97ZM106 131H108V132H106ZM152 131V132H151ZM157 131V132H156ZM164 131V132H163ZM181 131V132H180ZM100 132V133H99ZM103 132V133H102ZM110 132V133H109ZM132 132H133V135H132ZM148 132V133H147ZM192 132V133H191ZM215 132V133H214ZM217 132H218V134H217ZM229 132H231V133H229ZM90 133V134H89ZM99 133V134H98ZM145 133V134H144ZM157 133V134H156ZM181 135V136H179V134ZM183 133V134H182ZM221 133V136L219 135ZM89 134V135H88ZM107 135V137H105V142L106 143H103L104 141L102 140V138L101 137H103L102 135H104V136H106ZM114 134V135H113ZM140 134V135H139ZM142 134V135H141ZM144 134V135H143ZM152 134H154V135H152ZM176 134H177V136H176ZM91 135V136H90ZM99 135V136H98ZM120 137H119V136ZM167 135H168V137H167ZM173 135H175V136H173ZM206 135V136H205ZM217 135H219V136H217ZM125 136V137H124ZM127 136V137H126ZM147 136V137H146ZM161 136V137H160ZM167 138H166V137ZM186 136V137H187ZM238 136V137H237ZM87 137H89V138H87ZM100 139H99V138ZM108 137L109 138H113V139H108ZM118 137V138H117ZM123 137V138H122ZM146 137V138H145ZM150 137H151V139H150ZM155 139H154V138ZM171 137V138H170ZM202 137V138H201ZM205 137V138H204ZM226 139H225V138ZM250 137V138H249ZM94 138H98V140H93ZM104 138V137H103ZM108 140H110L111 142H113L114 141V139H116L114 142H115V146L118 144V143H122L124 140L126 141V142H124V143H122V146L120 145V144H118L117 145V147L116 148H118V149H114V143H112L113 144V146H111V142L110 141H108ZM125 138V139H124ZM130 138V139H129ZM142 138V139H141ZM207 138V139H206ZM218 138V139H217ZM229 138V139H228ZM88 139V140H87ZM149 139V140H148ZM164 139H165V142H164ZM169 139V140H168ZM244 141H242V140ZM84 140V141H83ZM87 140V141H86ZM91 142H90V141ZM100 140V141H99ZM121 142H120V141ZM142 142H141V141ZM145 140H147V141H145ZM230 140V141H229ZM236 140V141H235ZM241 140V141H240ZM87 143H86V142ZM96 141V142H95ZM100 143V147L101 146H103L104 144H105V149H104V147H101L102 149H104V152L102 153V151L101 152H98V151H100V150H97L96 151V153L94 152V150H96V149H98L99 148V143ZM153 141V142H152ZM207 141H205V143L207 142ZM218 141V142H217ZM246 141V142H245ZM96 143V145H95V143ZM109 142V143H108ZM118 142V143H117ZM130 142V144H128ZM144 142H146L145 144H144ZM162 142H163V144H162ZM230 142H233V143H231V146H230ZM86 143V144H85ZM98 143V144H97ZM135 143V144H134ZM137 143V144H136ZM142 143L145 145H142ZM219 143V144H218ZM227 143V144H226ZM238 143H240V144H238ZM246 143V144H245ZM83 144H85V145H87V147L85 146V145H83ZM90 144H92V145H90ZM95 146H94V145ZM108 144V145H107ZM149 144H151V145H149ZM207 144V143H206ZM220 146H218V145ZM235 144H238V145H235ZM243 144V145H242ZM109 145L111 146V148L110 149H112V151H113V153H111L112 151L110 150V149H108V147H109ZM128 145V146H127ZM134 145H135V147H134ZM164 145V146H163ZM216 145H217V147H216ZM229 145V147H227ZM233 145V146H232ZM237 146V147H235V146ZM239 145H241V146H239ZM106 146H107V148H106ZM119 146V147H118ZM136 146H138V147H136ZM161 146H162V149H161ZM215 146V147H214ZM83 147H85V148H83ZM94 147V148H93ZM96 147V148H95ZM98 147V148H97ZM123 147H125L126 148V152H127V156H125V149L123 148ZM128 147V148H127ZM146 147V148H145ZM83 148V149H82ZM134 148H135V150H134ZM151 148V149H150ZM80 149H81V151L84 153L85 151L89 154V156L91 155V157L89 158V159H87L88 157V154L85 152L84 153V156L81 154V152H80ZM86 149V150H85ZM89 149V150H88ZM93 151H92V150ZM107 149V150H106ZM124 149V150H123ZM147 149V150H146ZM150 151H149V150ZM239 149V150H238ZM244 149V150H243ZM109 150V151H108ZM134 150V151H133ZM238 150V151H237ZM261 150V151H260ZM91 151H92V153H91ZM107 151V152H106ZM147 151V152H146ZM155 151H157V152H155ZM163 153H162V152ZM170 151V152H169ZM202 152V154L201 155H205L206 153H207V150L206 149H204V150H201ZM244 153H243V152ZM263 151V152H262ZM110 152V156H109V153ZM145 152H146V154H145ZM156 154H155V153ZM237 152V153H236ZM91 153V154H90ZM98 153H100V154H98ZM121 153V154H120ZM137 153V154H136ZM148 153V154H147ZM152 153H154L155 155H156V157L152 154ZM160 154V156H159V154ZM161 153H162V157H161ZM165 153V154H164ZM169 153V154H168ZM262 153V154H261ZM78 154V155H77ZM82 156H81V155ZM85 154H87V155H85ZM94 154V156H92ZM97 154V155H96ZM106 154V155H105ZM167 154V155H166ZM246 154V156H244ZM81 157H83V158H81ZM108 155V156H107ZM122 155H124L123 157H122ZM163 155H165V156H163ZM250 155H251V157H250ZM253 155V156H252ZM71 156H72V158H71ZM79 156V157H78ZM99 156V157H98ZM120 156V157H119ZM132 156V157H131ZM139 156L141 157V158H139ZM152 156H154V157H152ZM259 156V157H258ZM78 157V158H77ZM103 157V158H102ZM130 157V158H129ZM165 157V158H164ZM187 156H185L184 155V157L183 158H186ZM243 157H244V159L245 158H247V159H245V160H243ZM252 157H253V159H252ZM256 157V158H255ZM81 158V160L80 161H84V162H86L87 160H88V163H84V164H82V162H79L80 164L79 165H81V168H80V166H77L78 165V162H77V160L79 161V159ZM84 158H86V161L85 160H83ZM93 158V159H92ZM120 158V159H119ZM137 158V159H136ZM255 158V159H254ZM69 159H70V161H69ZM111 159H113V161H111ZM136 161V162H134L133 163V161ZM139 159V160H138ZM177 159V160H176ZM249 159H251L250 161H251V163H250V161H248V163H247V160H249ZM258 159V160H257ZM73 160H75L76 162H73ZM95 160V163H93V161ZM130 160L132 161V162H130ZM153 160V159H152ZM252 160H254V163L256 162L257 163V161H258V163L260 164V167H259V165H258V163L256 164H254V163H252ZM256 160V161H255ZM163 161V160H162ZM247 163L248 165H250V164H254L255 166H248V168H246L247 167V164L245 165L244 163ZM72 162H73V164L74 165H76L75 167L77 168H75L74 166H73V164H72ZM180 162V163H179ZM242 162V163H241ZM261 162V163H260ZM92 163V164H91ZM98 163V164H97ZM101 163V164H100ZM87 164V165H86ZM245 166H244V165ZM88 165H90V166H88ZM229 165V166H228ZM243 165V166H242ZM84 168H83V167ZM240 166V167H239ZM71 167V168H72ZM88 167H90V168H88ZM256 167V169L259 167L260 169H261V171L259 172V171H256V170H254V168ZM3 168V169H2ZM89 170H88V169ZM58 169V170H57ZM59 169H60V171H59ZM249 169V170H248ZM62 170V171H61ZM73 170L75 171V172H77V174H75L74 172H73ZM79 170V171H78ZM82 170V171H81ZM195 170H199V171H201V168H195ZM232 170V171H231ZM245 170V171H244ZM247 170H248V172H247ZM252 170V171H251ZM258 170V169H257ZM2 171V172H1ZM68 171H70L69 172V175H68ZM91 171V172H90ZM234 171V172H233ZM240 172V173H238V172ZM251 171V172H250ZM254 171V172H253ZM59 172H61V173H59ZM79 172V173H78ZM87 172V173H86ZM88 172H90V174L88 173ZM237 172V173H236ZM247 172V173H246ZM28 173H29V171H26L24 174L23 173H20V172H18V170L16 171V173L15 174H13V175H11L10 176V179L11 180H9L8 179V177H7V172L4 170V166H2V165H0V186L2 187H0V193H11V192H14L13 190H15V189H17L20 185H22V183L24 182V181H27V180H29L30 179V176H31V174H30V176L28 175ZM71 173V174H70ZM73 173V174H72ZM91 173H93V174H91ZM246 173V174H245ZM259 173L261 174V176H263L262 178H260V181L261 182H259V183H261L260 185V191H259V189L258 188H252V191H251V188H250V183L252 182L251 181V179L254 181V178L255 177H257L258 175H259ZM21 174H22V177H21ZM26 174H27V176H26ZM50 174V175H49ZM88 175V178H86L87 177V175ZM243 174H245V175H243ZM71 175V176H70ZM76 175V176H75ZM86 176V177H84V176ZM93 175V176H92ZM247 175V176H246ZM9 176V175H8ZM13 176V177H12ZM26 176V177H25ZM46 176V177H45ZM80 178H79V177ZM91 176H92V178H91ZM224 176V177H223ZM15 177H17V178H15ZM63 177V178H62ZM71 177V178H70ZM76 177V178H75ZM137 178L136 179H141L142 177H144L145 178V175H142V176H136ZM251 177V179H249V180H247V181H245L246 179H248V178H250ZM62 178V179H61ZM66 178H68V179H66ZM79 178V179H78ZM83 178V179H82ZM233 178V179H232ZM17 179H19V182H16V181H18ZM21 179V180H20ZM27 179V180H26ZM81 182V184L82 185H78V184H80V182H78V180ZM85 179V180H84ZM88 179V180H87ZM114 178H111L110 179V181H109V183L107 184V185H109L108 187H109V189H113L114 191H119L120 193H117V195H116V197L117 198H123L124 197V199H125V197L126 198H128V196H126L127 195V193H123L121 190H123L122 188H123V183H122V179H121V177H118V178H116L114 181ZM182 179V178H181ZM59 180H61V181H59ZM112 180V181H111ZM10 181H12V183H10ZM13 181L15 182V183H13ZM64 181V182H63ZM68 181V182H67ZM76 181V182H75ZM121 181V182H120ZM63 182V183H62ZM84 182V183H83ZM120 182V183H119ZM140 182V181H139ZM229 182H230V185H229ZM3 183V184H2ZM6 183V184H5ZM8 183V184H7ZM10 183V184H9ZM19 183V184H18ZM74 183V184H73ZM78 183V184H77ZM114 183V184H113ZM225 183V184H224ZM13 184V185H12ZM64 184H69L68 186L69 187H67V185H64ZM79 186V188L77 187V185ZM83 184H84V187H83ZM112 184L114 185V186H112ZM135 185H138L139 183L137 182V184H136V182L134 183ZM219 184V185H218ZM3 185V186H2ZM58 185H54V186H58ZM73 185H76L75 187L73 186ZM214 185V186H213ZM226 185H228V186H226ZM5 186H8L7 188L5 187ZM11 186V187H10ZM53 187V186H52ZM67 187V188H66ZM74 187V188H73ZM80 187L81 188H83V189H80ZM122 187V188H121ZM245 187V188H244ZM4 188L6 189V190H4ZM226 188V189H225ZM232 190H231V189ZM51 189V187H49L47 190H46V192H50L49 190ZM70 189V190H69ZM130 189H132V187H130ZM227 189H229V190H227ZM10 190H11V192H10ZM52 190V189H51ZM56 190V189H55ZM82 190V191H81ZM253 190H254V192H253ZM257 190V191H256ZM262 190V191H261ZM6 191V192H5ZM46 192H44V193H46ZM258 193V195L259 196H257V193ZM94 194V195H93ZM130 194V193H129ZM92 195V196H91ZM131 195V194H130ZM255 195V196H254ZM96 196H97V198H96ZM82 197V198H81ZM258 197V198H257ZM261 197V198H260ZM78 198V199H77ZM80 198V199H79ZM87 198H89L88 200H87ZM93 198V199H92ZM232 198V199H231ZM260 198V199H259ZM77 199V200H76ZM76 200V201H75ZM260 200V201H259ZM262 200V201H261ZM72 201H74L73 203H74V205L71 203ZM90 201V202H89ZM257 201H259V202H257ZM71 203V204H70ZM75 203H76V205H75ZM252 203H254V204H252ZM4 204V206H8L9 207V203L7 202V203H3ZM6 204V205H5ZM69 204V205H68ZM233 204V205H232ZM252 204V205H251ZM71 205H72V207H71ZM3 206V207H4ZM73 206H75V207H77V209L75 208V212H74V207ZM168 206V207H167ZM8 207H5V209H7ZM79 207V208H78ZM158 207H159V209H158ZM246 207V208H245ZM71 208H72V210H71ZM234 208V209H233ZM64 209V210H63ZM70 209V211L68 212V210ZM158 209V210H157ZM1 210V209H0ZM162 210V211H161ZM237 210V211H236ZM242 210V211H241ZM68 213L67 215L65 214V213ZM77 212V213H76ZM157 212V213H156ZM243 212H245V213H243ZM63 213H64V215H63ZM71 214V215H70ZM84 214V215H83ZM86 214V215H85ZM262 214V215H261ZM259 216L257 215V218H258V220H259V223H258V220H257V223H258V225L260 226L259 227V229H258V231L256 232V233H254V232H251V231H248L249 229H251L250 227L245 231V235H244V238L246 239V240H250L249 241V246L247 247V250H248V252H245V253H236V255L234 254V255H228V254H226V253H224V252H219V254H211V255H209V256H207L206 257V259L203 257H199L197 260H196V258L195 259H193L189 264H264V212H262ZM61 215L63 216V217H61ZM69 215V216H68ZM204 215H206V213L204 212V211H198L197 213H196V216H194V215H191V216H189L190 218H198V217H201V218H203V216ZM84 216H85V218H84ZM65 217V218H64ZM73 217V219H71ZM79 217H80V219H79ZM63 218V219H62ZM78 218V219H77ZM81 218H83L82 220H81ZM68 219H69V221H72V223H70L69 221H68ZM76 219V220H75ZM88 219V220H87ZM152 219V220H151ZM154 219V220H153ZM47 220V221H46ZM66 220H67V222H66ZM101 220V221H100ZM150 220V221H149ZM98 221V222H97ZM199 222H197L196 223V225H195V227H193V228H191L189 231H188V235L189 236H195V237H199L200 235H201V233H203L204 232V229H205V220H198ZM44 222H47V223H44ZM69 222V223H68ZM66 223V224H65ZM76 223H78V224H76ZM83 223V225H81ZM87 223V224H86ZM127 223H129V224H127ZM42 224V225H41ZM43 224H45L44 226H43ZM73 224V225H72ZM80 224V225H79ZM89 224H90V227H89ZM131 224V225H130ZM31 225H33V228H29V226H31ZM34 225H35V227H34ZM92 225V226H91ZM127 225V226H126ZM68 226V227H67ZM72 226V227H71ZM86 226L87 227H89V228H86ZM133 227V228H129V227ZM40 227V228H39ZM42 227H44V230L42 229ZM46 227V228H45ZM49 227H52V228H49ZM54 227V228H53ZM106 227V228H105ZM128 227V228H127ZM34 228H36V229H39V230H37L36 231V229H35V232H34ZM67 228H69V229H67ZM100 228L102 229L101 230V232L99 231L100 230ZM15 229H17V230H15ZM28 229H30V230H28ZM52 229V230H51ZM56 229V230H55ZM66 229V230H65ZM84 231H83V230ZM87 229H88V231H87ZM97 229V230H96ZM99 229V230H98ZM129 229V231H127ZM142 229H143V232H142ZM158 229V230H157ZM201 229V230H200ZM14 230V231H13ZM20 230V231H19ZM27 230L29 231L28 233H27ZM69 230V231H68ZM72 230H73V232H72ZM80 230H82V231H80ZM123 230V231H122ZM25 231V232H24ZM30 231H31V233H30ZM32 231H33V233H32ZM52 231H53V233H52ZM55 231V232H54ZM75 231V232H74ZM94 231V232H93ZM106 231V232H105ZM115 231V232H114ZM127 232V233H125L124 234V232ZM146 231V232H145ZM22 232V235L23 234H25V233H27V234H25V235H23V237L22 238H24L25 239V241H26V243H30V245L29 244H26L25 243V241H24V239H22V238H20L21 236H18V235H20V233ZM49 232H51L50 233V236H46V235H49L48 233ZM96 232V233H95ZM123 232V234L121 235V233ZM139 232V233H138ZM14 233V235H12ZM15 233L17 234V235H15ZM19 233V234H18ZM30 233V235H28ZM42 233L44 234V235H42ZM45 233H46V235H45ZM56 233V234H55ZM60 233H61V235H60ZM63 233H65V234H63ZM77 233H81L80 235L78 234V235H76ZM89 234V235H87V234ZM94 233V234H93ZM110 233V234H109ZM137 233V234H136ZM141 233V234H140ZM144 233V234H143ZM153 233H155V234H153ZM173 233L174 234H179L180 232L179 231H177V230H174L173 231ZM252 233V234H251ZM257 233H259L258 235V237H257ZM261 233V234H260ZM9 234V235H8ZM11 234V235H10ZM36 234V236H34ZM52 234H53V236H52ZM70 234H72V235H70ZM83 234V235H82ZM97 234H100V235H97ZM114 234H115V236H114ZM116 234L117 235H119L118 237L116 236ZM132 234V235H131ZM134 234V235H133ZM141 236H140V235ZM146 234V238L145 237H143L144 235ZM253 234H255V236L253 235ZM56 235H58V237L56 236ZM67 236V238H66V236ZM87 235V236H86ZM94 237H96L98 240H99V242H100V240L102 241V242H100V245H98L97 244V239L95 238V240H94V238L93 239H90V240H88L89 238H92L93 236ZM103 235V236H102ZM124 235V239L123 238H121L122 236ZM131 235V236H130ZM199 235V236H198ZM253 235V236H252ZM1 236V235H0ZM25 236V237H24ZM26 236H27V238H26ZM35 237V238H39V239H35V238H33V237ZM40 236H41V238H40ZM43 236H45V237H43ZM68 236H70V237H72L71 239H69V237ZM77 236V237H76ZM81 236V237H80ZM92 236V237H91ZM106 236V237H105ZM109 236V237H108ZM114 236V237H113ZM129 236V237H128ZM139 236V237H138ZM13 237H15L16 239H18L17 237H19V239H21V240H23V241H21V240H13L12 241V239H14ZM32 237V238H31ZM43 237V238H42ZM55 237H57V239L55 238ZM75 237V238H74ZM102 237V238H101ZM108 237V238H107ZM115 237H117V240H116V238ZM126 237V238H125ZM127 237L130 239V237H133L132 238V241H131V239L130 240H127ZM144 238V240H145V242L147 241V240H150V241H147L145 244L148 246H144V242H142V240L143 239H139V238ZM156 237H158V240H157V238ZM257 239H256V238ZM261 237V238H260ZM28 238H30L31 240H32V243H31V240L29 241H27V239ZM46 238H47V240H46ZM66 238V239H65ZM82 238H86L85 240L84 239H82ZM110 238V239H109ZM112 238L114 239L113 241L115 242H112ZM149 238H151L153 241H154V243H155V240H156V242H157V244H159V247H158V245L156 246L155 244H154V246H156V247H153V248H150V246H151V242H153L151 239H149ZM154 238V239H153ZM53 239H56L55 241L53 240ZM63 239H65V240H70L69 242L68 241H63ZM75 239H78L80 242H78V240L76 241ZM119 239H121V240H126V241H123V243H122V241L121 240H119ZM136 239H139V240H136ZM147 239V240H146ZM256 239V240H255ZM258 239H259V241H261L260 239H262V241H261V243H259V241H258ZM53 240V241H52ZM62 240V241H61ZM92 240V241H91ZM110 240V241H109ZM143 240V241H144ZM18 241V242H17ZM21 241V242H20ZM38 241V242H37ZM41 241V242H40ZM46 241V242H45ZM72 241V242H71ZM74 241V242H73ZM94 241H95V244H94V246H92L93 245V243H94ZM119 241V242H118ZM120 241H121V243H120ZM131 241V242H130ZM141 241V242H140ZM158 241H160V243L158 242ZM24 242V243H23ZM52 242H57V243H52ZM64 242V243H63ZM66 242H68V243H66ZM76 242V243H75ZM85 242V243H84ZM88 242H90V243H88ZM106 242V243H105ZM110 242H112V246L111 245H109V244H111ZM125 242V243H124ZM127 242V243H126ZM131 243V247H132V243H134V245H137V246H135L134 247V245H133V247L132 248H130V244L129 243ZM138 242H140L139 244H137ZM16 243H18L17 245H16ZM20 243L22 244V247L20 246ZM37 243H39V244H37ZM43 243H45V246H44V244ZM47 243H49L50 244V246H47ZM64 245H63V244ZM66 243V244H65ZM81 244V245H79V244ZM82 243L87 247L88 246V244H89V246L87 247V248H91V249H87L86 247L84 248V247H82L83 245H82ZM88 243V244H87ZM92 243V244H91ZM103 243V244H102ZM109 243V244H108ZM120 245H118V244ZM136 243V244H135ZM143 245H142V244ZM255 243V244H254ZM259 244V245H257V244ZM31 244H33V245H31ZM41 245V244H43V245H41V246H37V245ZM48 244V245H49ZM58 246H57V245ZM62 246H61V245ZM97 244V245H96ZM107 244V246H105ZM114 244H116V247H115V245ZM125 244V245H124ZM129 244V245H128ZM142 246H141V245ZM149 244H150V246H149ZM153 244V243H152ZM251 244V245H250ZM261 244H262V246H261ZM0 245H2V244H0ZM23 245H27L26 247L25 246H23ZM37 247V249H34V247L35 246ZM55 245V246H54ZM79 245V246H78ZM114 245V246H113ZM122 245H124V246H122ZM163 245V244H162ZM31 248H30V247ZM47 246V247H46ZM65 246V247H64ZM78 246V247H77ZM82 248H81V247ZM92 246V247H91ZM97 246V247H96ZM110 246V247H109ZM117 246H119L120 248L118 249V247ZM123 247V249H122V247ZM126 246L129 248H127V249H125L126 248ZM144 246V247H143ZM261 246V247H260ZM19 247V248H18ZM24 247V248H23ZM30 249H29V248ZM35 247V248H36ZM42 247H44V248H42ZM60 247H62L61 248V251H60ZM99 247H100V249H99ZM102 247V248H101ZM103 247H105V248H103ZM113 247H115V250L113 249ZM136 247H137V249H139V251H136L137 249H136ZM145 247H147L148 248V250H146L147 248H145ZM7 248V249H6ZM26 248H28L29 249V251H31V249H33V251H31L32 253H30L29 255H28V253H29V251L27 252L26 251ZM41 249L42 251L40 252V254L39 253H37L38 252V250L39 249ZM47 248H48V250H47ZM77 248V249H76ZM94 248V249H93ZM117 248V249H116ZM141 248V249H140ZM145 248V249H144ZM150 248V249H149ZM156 248V249H155ZM161 248H163V251L161 250H159V249H161ZM5 249V250H4ZM10 249V250H9ZM27 249V250H28ZM44 249L46 250L44 253H42L43 251H44ZM51 251H50V250ZM80 251V250H85L84 252L82 251H80V253L79 254H81V256H84L83 257V261L81 260L82 258H80L81 256L80 255H78V253H76L77 251ZM93 249V250H92ZM105 249H108V251L107 250H105ZM135 250V252H133V251H131V250ZM144 249V250H143ZM153 249V250H152ZM155 249V250H154ZM168 249V251H166ZM6 250H8V251H6ZM35 250V251H34ZM117 250H120V252L119 251H117ZM130 250V251H129ZM160 252H159V251ZM4 251V252H3ZM10 251V252H9ZM40 251V250H39ZM91 251V252H90ZM124 251V252H123ZM128 251L130 252L129 254H130V257H133V256H131V255H133V253H136L137 252V254H140V255H135L133 258H136V259H132V258H130L129 257V255H127V254H125V253H128ZM152 251H153V253H152ZM157 251H158V253H157ZM166 253H165V252ZM3 252V253H2ZM55 252H57V253H55ZM87 252H89V253H87ZM97 252V253H96ZM141 252V253H140ZM142 252H144V253H142ZM173 252V251H172ZM171 252V256H172V254H173V256H174V254L176 255L177 253H176V251H174L173 253ZM27 253V255L25 256L26 257V260H27V262H26V260H25V258L24 259H21L22 258V256L24 257V255ZM37 253V254H36ZM75 253H76V255H75ZM110 253H109V255H110ZM116 253V254H115ZM120 253H121V258L119 257L120 256ZM124 253V255H122ZM158 254L160 257H161V255L163 256V260L160 258V257H154V255H156V254ZM160 253V254H159ZM168 253V254H167ZM247 253V254H246ZM22 254H24V255H22ZM84 254V255H83ZM89 254V255H88ZM95 254H97V255H95ZM102 256H101V255ZM224 254V255H223ZM239 256H238V255ZM240 254H241V257H240ZM35 255H36V258H34L35 257ZM43 255V258L41 257ZM48 257H47V256ZM116 255H117V257H116ZM119 255V256H118ZM127 255V256H126ZM7 256H8V258H7ZM87 258H86V257ZM97 256V258H99ZM111 255L109 256V258H110V264H115V261H114V258L112 257ZM123 256L124 257H128V258H130V259H126V260H124V258H123ZM138 256V257H137ZM141 257V259H142V257H143V261L142 260H140V257ZM145 256H147V257H149V259L147 260V257H145ZM157 256V255H156ZM165 256H166V260L164 259L165 258ZM216 256V257H215ZM237 256V257H236ZM243 256V257H242ZM12 257V258H11ZM27 257H29V258H27ZM76 257H79L80 259L79 260H81V261H77V258ZM120 259H119V258ZM222 257V258H221ZM225 259H224V258ZM9 258H10V261H9ZM46 258V259H45ZM85 258V259H84ZM99 258V259H100ZM113 258V259H112ZM119 260H118V259ZM137 258H138V260H137ZM145 258H146V261H145ZM160 258V259H159ZM226 258H228V259H226ZM238 258V259H237ZM240 258V259H239ZM250 258H251V260H250ZM254 258V259H253ZM4 259H6V260H4ZM7 259H8V261H7ZM13 259V260H12ZM18 262V263H16V261ZM58 261H57V260ZM112 259V260H111ZM224 259V260H223ZM229 259H231V260H229ZM244 259V260H243ZM249 259V260H248ZM18 260H20V262L18 261ZM131 260H133V261H131ZM152 260V261H151ZM160 260V261H159ZM165 260V261H164ZM204 260V261H203ZM246 260V261H245ZM22 261H24V262H22ZM52 261V262H51ZM54 261H57V262H55L54 263ZM72 261V262H71ZM88 263H87V262ZM120 261V262H119ZM142 261V262H141ZM145 261V262H144ZM157 261V262H156ZM162 261V262H161ZM210 261V262H209ZM216 263H215V262ZM238 261V262H237ZM247 261H249V262H247ZM253 261V262H252ZM84 262H86V263H84ZM170 262V263H169ZM79 263V264H80ZM126 263V262H125ZM125 263H122V264H125ZM126 263V264H127ZM73 264V263H72ZM117 264V263H116ZM137 264V263H136ZM146 264V263H145Z\"/></svg>",
  "mask_w": 264,
  "mask_h": 264
},
{
  "label": "water",
  "instance_id": "obj_3",
  "mask_svg": "<svg viewBox=\"0 0 264 264\" xmlns=\"http://www.w3.org/2000/svg\"><path fill=\"white\" fill-rule=\"evenodd\" d=\"M193 138L194 136L176 137L166 142V149H170L173 154L178 153V155H181L179 159H182V162L188 167L184 171H181L180 167H173L172 170L166 171V164L170 167L172 164L167 163L165 159L157 161L154 158L144 159L139 165L129 164L126 168L122 166L123 162L121 161H107L101 165L93 178L95 185L87 187L84 193H89V195L96 192L120 193L119 191H114L112 188L108 189L107 184L112 177L114 180L121 177L123 183V188L121 187L123 190L121 191L127 193L126 196H128V198H119L115 203L108 204L106 202L107 195L102 203H94V205L101 206L100 208L97 207L96 212L102 220L101 224L113 228L130 216H146V214L152 213V210L157 205H164L176 198V202L180 200V205L175 207V210L173 209L174 215L169 218L171 213L170 207L168 212L159 220L167 218L169 221L176 222L177 224L173 229L179 231L180 236L195 237L188 235V231L195 227L197 223L196 221L190 222L189 216L196 214L198 211H204L205 213L207 212L206 215L209 213L211 217L214 214L213 209L216 207L211 203L212 196L215 194L211 193L208 188L195 182V175L198 173L208 179H214V177L220 178L224 173V164H233V161H230V157L233 154L225 152L224 149L217 152L211 145L205 144L204 141L201 144L202 146L199 143H196V145L193 141H190ZM204 149L208 153L201 155V150ZM213 150L215 153L212 152ZM184 155L187 157L183 158ZM114 165L115 168L113 170L107 169V167ZM196 167L198 169L201 168V171L195 170ZM142 175H145V178H141V181L136 179V176ZM135 182L139 184L135 185ZM201 188L208 190L206 196L208 202L202 205L203 210L195 209L194 205L190 202V198H187V194L199 193ZM197 205L200 206L201 201ZM174 230L170 232L168 237L176 235L173 233Z\"/></svg>",
  "mask_w": 264,
  "mask_h": 264
}]
</instances>
